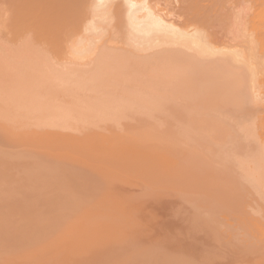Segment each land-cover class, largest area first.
I'll return each instance as SVG.
<instances>
[{"label":"rangeland","instance_id":"1","mask_svg":"<svg viewBox=\"0 0 264 264\" xmlns=\"http://www.w3.org/2000/svg\"><path fill=\"white\" fill-rule=\"evenodd\" d=\"M153 1L155 2L156 0H150L151 3H153ZM174 1H175V3H174ZM178 1H180V0H173V1L172 0L171 1H169V0H162L161 1L160 0V1H158V3L162 2V3H160L161 5H159L158 3H156L157 1L155 2L156 5L154 3L152 5L157 6L156 7L157 10H161L160 8L163 9V7H162L163 4L165 6L168 5L169 6L168 7V11H167V7H166V9L165 8L164 9L168 13H170V10H171V13L170 14L172 16L174 14L177 15V16H174V20H176L177 18L179 20V18L182 19L183 17L185 19V16H183V14L184 13L187 14L188 11H186V10H189V8H191V11H193V14L195 12L197 13V14L196 13L194 14L195 16L196 15H199V17H201L200 14H202L201 19L204 18V16H205L206 21L208 22V24L211 23L208 26L207 23L205 22V27H207V28L209 27V29L212 28V30L210 29L212 31V33H211L210 30L207 29L208 32H209V34L211 36L214 35L211 38H214L213 40L215 42L217 41L216 42L217 44L219 42V44H222L223 46L225 44L228 47H229V45L231 47V46H233L235 44L236 45L239 44L240 41L241 42L243 41L242 39L239 40L240 38H237V34H236L235 37L234 36L233 37L234 38H237L238 41L236 40L234 42L235 39H232L233 38L232 37V34L236 33L235 30H237V29H233L235 26L234 25H233L234 27L232 26V19H231L232 18V15L234 16L235 13H237L238 11L240 13L243 10V12H241V13L242 14L243 13L246 14L245 19H247V18H249L248 16L250 14L252 15V13H251L252 12V9H254V6H255L253 4V2H252V5H254L253 8H252L251 2L249 3L250 0L249 1L247 0V3H245L246 0L243 1L244 2L243 3L244 5L241 4V1L242 0H240V1L237 0L238 2H240L241 7H243L242 10H241V7L238 8L239 4H238V2L236 0H234V1L232 0L233 1L232 3H231V1H229V3H231L232 5L231 4L229 5V3H228V5L227 4H224V2L226 1L225 3H227L228 0H224V2L222 0H219V1H221V3L223 2L222 3L223 6L224 5L225 6L227 5L226 8H221L223 6L220 3L218 4L219 7H217L216 6L217 3L215 2L217 0H200V2L203 3V4L198 3L199 2L198 0H195L197 2H195L193 0V3L194 4H196V3L197 4H201L200 6H197L196 5L197 8H193V3H191V2H188L187 3L186 2L187 0H183V1L186 2L185 6L187 7L186 8L184 6L186 8V10H185L186 12H185L183 10V5H184L183 2L180 1V3H182L180 5V3ZM235 1L237 2L236 4H238V6H237L238 9H236L237 11L236 10H233L234 7H233V9L232 8L230 9L231 11H229L227 8H230V6L232 7L233 6V3H235ZM251 1H253V0H251ZM260 1H261L260 2L261 5L262 4L264 5V3H262L264 0L263 1L260 0ZM86 2H87V0H85L84 5H85V7L87 9L89 7L90 11L87 10L86 8H84L85 9L84 12H86V13L88 12L89 14L88 13L87 14L89 16L91 15L92 16V19L90 18L91 16L89 18H87L88 16L85 13L86 16L84 15V17H85V20L86 19L87 20L84 21V24L87 26V23L86 22H88V21L92 22V24H93V21L96 18V20H98V21L95 20L96 21L95 23L98 22L97 23V26H99L100 24L101 25L103 24V27H104V29L101 28L102 27L101 25H100V27H97V29L98 28H101L103 30V32L102 31L100 32V30L97 31V29H95L97 31V33H96V31H95V33H94V31H92L93 32L92 33V32H88V30H87V31H85V32H87L86 34H85V32H83L82 34H84V35L80 36V37H82L84 39H88L89 38V40H87V42L88 41H91V40H94L96 38L94 44L97 46V48H96V46H93L92 45L96 50L95 49L92 50V49H90V47L89 48L86 47L87 48L86 50L90 49L92 51V52H90V50H88L89 53L87 52V54L90 55L91 57H92V54H93L94 61H93L92 58H91L92 60L88 59L90 56L88 57V55H86V53H84L86 56L84 54H81V57H80L81 59L78 56L79 54L77 55L78 58H77L76 54H74V53H78V52H76L77 50L75 49L77 47L76 46L77 45L76 42H79L77 40H81V39H78L77 35H76V37H77L76 39L73 38L74 36L72 38H71V36H69L67 38V39H70L71 38L72 41L70 40L69 41L70 43L68 42V40H66V42L65 41L63 42L64 45H65V43L68 45L67 47L65 45L66 48L64 46L60 47V45H62V43H60V45H59L57 43L56 44H54V43L52 44L50 42H46V44H45V42H44V46L47 45V47H44L43 45H42L43 47H41V46H39L40 45L39 44L40 42L36 45V43L33 40H31V42H29V43H28V41L27 42H23L24 44L23 43L20 44V42H19V46H18L17 45L18 42H16V45H15V42L14 43L11 42V44H10L8 42H4V41L0 40V43L1 42H4V43L1 44L3 46L0 45V50H1V52H0V57H1L0 60L3 59L2 60L3 63L0 61V65L1 64L3 65V66L1 65L3 68L0 66V69H2L0 71V73H1L0 76L2 78V79L0 78V88H2V86L4 88L5 87L7 88V89L6 88L5 89L4 88L0 89V90H3V91H0V94H1V92H4V90L7 91L6 93H9V91L11 93L14 90L15 86H18L17 84L15 86L13 85V84H15V82H17V80H15V78L17 79V76H19V74L16 72V71H18V69H21L22 71L24 70L23 71L24 76L26 77V79H29L30 81H32L31 78L35 74H37L35 76L38 77V75H39L38 73H40V76L38 78L35 77L36 80L33 79L34 77L32 79L35 80V81L41 80V76H42V78L45 77L46 76L45 73L47 74L48 73L47 71H49V73L47 75L48 78L46 77L48 79V81H46L47 79L44 80L45 81L44 82V85H45L46 82H47V84L49 82L48 85L46 84V86L48 88L46 86H43V88H42V90L44 92L47 90V93H48L47 94V98L44 101H46V100L48 101V98H50V99L52 98L48 102L54 103V101L56 102L55 96L58 97L57 94H60V96L58 97L59 99L58 98L57 99L59 100V102L61 100V102H62V103L60 102L61 104H63V105L64 104H70L71 102L72 103H75V104L77 103L76 105L75 104H72V103L70 104V106L72 105V107H73V105H75V106L73 107L72 111L69 112V110H68L69 113L66 111L69 108L68 107L69 105H67V109L65 108L66 107L65 105L63 106L65 109H63V107H61V105H59L61 107L60 113H57V114H59L58 115L59 117L54 112H53V115L49 114V112H51V111H49V109L46 110V107H44V108L42 107V109H41L40 112H44L45 110L48 111V112L45 111L44 113L46 114L45 116H47L49 114L48 115V118L50 117V119L44 121V118L40 114V116L43 118V120H40L41 121V124H40V121H39L36 124L30 126L29 128L27 126L25 127L26 122L23 123L24 116L21 113L16 112V113H18V115L21 114L23 117L21 118L22 120H20V118H18V117H17V119L16 118L15 119L18 120V122L19 121L22 122L23 125H24V127L28 129V130L25 129L27 131L24 130V127H21V126H23V125H21L22 123L21 124L14 123L16 121L14 118H12L11 120H9V123L7 121L4 122L5 121L4 119L6 117L5 116L6 115V112H5L6 111V108H5L6 106L3 107V104H0V114H1L0 115V215H1V217L4 216V215L6 216L5 218L3 217V218L0 219L1 220L0 222H2V223H0V233H2V234L6 233V235H7V236H5L7 238V239H4L5 241L3 240V238H5L4 235H0V236H2V238H1L2 240H0V244L3 245L4 243H2V242H6L4 244V247L6 248V250H5V248L2 245H0V264H41V263H43V264L44 263L45 264H52L51 261H53L54 264H66V262L69 263V264H79V263L81 264V262H82V264H91V263L92 264H107L110 261L111 262L109 264H112V262H113V264H116L117 260H118L117 264H133V263H135V264L136 263L137 264H145V263L146 264H151V263L152 264H191V262H192V264H202L201 262H203V264L204 263L205 264H215L216 262H217L216 264H224V263L225 264H228V263L230 264L231 262H232L231 264H238V263L239 264H264V235H263L264 234V232H263V230H264L263 229L264 228V200L260 199L258 193H255V192H257L256 189L254 190L252 188V186H250L248 184L249 183V180L248 179L250 178V179L253 180L255 178L254 180H256V177H257L256 175H258L260 171L262 172V170H260V168H257L259 171L258 170L256 171V167H257V166H255L256 164L254 165L255 168L253 167V164H251V166L253 167V170H255V171L254 172H251V173H249V171H246V170H249L248 168L250 166V164H248L247 161L252 162L253 160H256L258 158L257 156H259V157H261V156L263 157L264 156V152H263L264 151V145H263V142H264V133H263L264 132V123H263L264 122V120H263L264 119V111H263L264 110V104H263L264 103V95L261 96V94H264V91H262V89L264 88V86H263L264 83H262V82L260 83V81L262 80V78H263V81H264V66H262V65H264V46H263L264 45V38H263L264 37V27H263L264 21H263V23H261L262 21L260 20V19H262V17L259 19L260 16L258 17V15H257V17H258V20L257 21H259V22L261 21L260 23H261V25L263 27V28L261 27L262 29L261 28L259 29V27L261 26L260 23L259 22H256V23L259 24V26L256 24L258 26V27L256 26V31L258 29V32H261V34H259L260 36L257 35L258 34L257 32H255V33H257V34H255V33H252L251 30H250V32L252 34V37L254 36L253 39L255 38L257 40L255 41L256 43L255 42H252V44H251V42H250V44H251L250 46H249V44H247V46H249V47H252L253 46V48H251L252 50L255 48L254 49L255 52H254V50H253V52L256 53L255 55H256L257 59L259 60L260 65H261V67H258L260 70L258 69L257 79H255L253 81V83L249 79L250 78L249 75L245 79H244V76L242 77L240 75L242 73H243L242 75H245L246 73L244 72V70L241 67L238 68L237 67L238 65H234V67L231 66V70L230 71H228L229 65L228 64L225 65L226 70L228 71V72H226L225 71V67H223V68L221 67L222 69L220 70L218 67H215V64L216 63H212V64L208 63L209 66L206 67V65H208V64H206V65H204L205 68H203V70L206 69V72H208V73H206V72L204 73V71L202 73H200L201 74V79H200L201 82L199 80H198V82H197V80L194 81V82H192V83L191 82H187L186 81V75H185V77L177 78L176 79V81H178L177 83L176 82H173V83L170 82V83L174 84V87H175V85L177 86L176 90L174 91V89H171V86L169 85L170 83H166L168 85L165 84L167 90H165L162 86L161 87L158 86L159 84H157V79H156L155 75H153V73H150L153 76H151L150 74L148 75V73H145L144 74V77H143L142 74L138 73V72L144 73L143 71H140V67H141L142 64L140 65L139 62L142 63V62L146 61L148 63V61H151L152 59L155 60L156 57L158 56L157 55L158 53H156L157 49L158 48H161V49H158V50L161 53H163L162 52V49H163L162 47L163 46L162 47H158L156 50H153L155 47H153V49L150 47V50L152 49L153 52H152V50L151 51H148L149 50L148 49L147 50L148 52L145 53L147 48H144V46L143 47L141 46V47H142V49H145V51L142 50L140 46H139L140 50H138L137 47L134 48L135 47L134 45L133 46L132 45H129L132 42L128 44V41L127 40L129 38H126L128 36L125 35V33H127L128 30L127 29L125 30V28H126L125 22L124 23L122 22L124 20V19L122 20L123 17H119L120 20H122L121 21L122 22L121 23V26L123 24L122 28L118 25L119 24L118 18L115 19L116 18V15H115V17H113L114 14L116 13L115 10H117V9H118L117 11L122 10V8L120 9V5H122L121 4L122 0H120V1L118 0V2H120L119 3L120 5H118L117 4L118 2L116 1L115 5H114V3H112L111 6H109L110 8H108V9H111L113 5L115 6V8L113 7L114 10L112 8V11H115L114 13L110 10V12H111L110 14L111 15L108 13V15H110V16H107L106 17V15L105 16L104 15L102 16V15L99 14L100 15V18H99V16L92 15V14H94L95 10L94 9H91L92 8V3L90 2V0L88 2L89 4L87 3L88 7L86 6ZM92 2H94V1H92ZM256 2L259 3V0L258 1L256 0ZM204 3H207L206 4L207 6L204 5ZM258 3H257V5H258ZM116 4H117V8H116ZM189 4L191 5V7H188ZM236 4H235V6H236ZM174 5L175 6L180 5L181 8H180V6H178L179 8L176 7V9H175ZM202 5H204L205 8H203ZM220 5H221V7H220ZM261 5L259 7L262 9V10L261 9L260 10L263 13L264 12L263 11L264 10V6L263 5L261 6ZM198 7H202V9L201 8H198ZM250 7L252 8L251 10H250ZM256 7H258V6H256ZM220 8H221V11L220 12H224V13H219L218 12L220 10ZM180 9H182V11ZM194 9H195V12H194ZM198 9H201L200 10L201 13L199 12ZM255 9L254 10L257 11V8H255ZM92 10H94V11H92ZM173 10H174V12L172 13ZM176 10L177 11L180 10L181 12L180 11L177 12ZM203 10L205 11V13L203 12ZM232 10L234 11V14L232 13L233 12ZM254 10H253L252 17L255 14L254 13ZM91 11H92V13H91ZM198 12H199V14H198ZM225 12L226 13L227 12H231V16L229 15L230 13L229 14H225ZM249 12H250V14H249ZM2 13H1L0 16L1 17L2 16L5 17L6 15H4ZM119 13H120V11H119ZM178 13H179V16H178ZM189 13H191V12H189ZM189 13L187 15L190 17L191 15ZM258 13L260 14L259 8H258ZM8 14H9V12H8ZM180 14L183 17H181ZM203 14H205V15L203 16ZM207 14L210 15V16L208 17ZM121 15H124V13L121 14ZM121 15H119V16H121ZM251 15H250V18H249L250 20H251ZM4 17L2 18L3 20H4ZM93 17H94V19H93ZM101 17H103V19H101ZM108 17H109V19L110 18L112 19V17H113V19L116 20L115 26L113 25L114 28H111L112 27L111 25L113 23H115L114 20L112 21L110 19L113 23L111 21H110L111 23H109V20L107 19ZM207 18L209 19V21L207 20ZM104 19H105V21H107V23L104 21ZM181 19H180V21H178V20L177 21L178 22H181V21L184 22V20L183 19L181 20ZM249 19H247V21ZM100 20H101V23L99 22ZM186 20H188V19H185V21ZM250 20H249V22H250ZM263 20H264V16H263ZM1 22H3V21H1ZM90 22H88L89 25L91 24ZM218 22H219V26H217L218 25ZM3 23H5V21ZM220 23H223V26H221ZM106 24H107V26H106ZM248 25L251 26L252 24H248ZM240 27H239L238 30H240ZM84 28L85 27H83V31H84ZM115 28H119V29H121V30H123L125 32H121L120 33L121 30L118 32V29H117V32H114L113 33V30ZM223 28L226 30V32H224L225 30ZM228 28L232 32L234 31V33H232L231 31H228ZM2 29L3 30H5V29L7 30L6 27H5V29L4 28H2ZM2 29H0V32L6 33ZM106 29L109 30V31H107ZM242 29H243V27L241 28V30ZM227 31L228 32H231V33H228ZM106 32H108L107 33L108 34L107 36H105L106 35ZM7 33H6V35H7ZM99 33H101V37L103 36L102 38L100 37V34ZM237 33H240V32L238 31ZM2 34H0V36ZM95 34H97V35L99 34V36H98L99 38L97 36L96 37H93L92 36V35L95 36ZM227 34H229V35H227ZM251 34H250V36L248 35L249 38L251 37ZM123 35L126 36V37H124ZM222 35H224V36H222ZM3 36H4V34H3ZM3 36H1V38ZM25 36H26V38H30V37H27L28 35H24L23 36V39H25ZM83 36H85L86 38L83 37ZM116 36H118V37H121L122 36V39H119ZM103 38H105L106 40H104ZM116 38L119 41H117ZM249 38H248V41H249ZM102 39H103V42H102ZM113 39H116V42H118V43L121 42V43H119V45L121 46V48L119 47V45L118 46L115 45V46H117V49L116 50H118V51L114 50L116 47L113 44H116V43H113V44H110L109 43L107 45L108 41L111 42V40H113ZM124 39H125V41H124ZM98 40H100V41H98ZM245 40L247 41V37L245 38ZM5 41H7V40H5ZM96 41H98L99 43H97ZM105 41H107V43ZM112 42H115V40L112 41ZM231 42L233 43V45H232ZM5 43H7L8 45L10 44V46H8ZM25 43H27V44H25ZM31 43H33V44H31ZM49 43L52 44V45L48 46ZM101 43H103V44H101ZM12 44L14 45V47H16V46H18V47L14 48ZM42 44H43V42H42ZM91 44H93V43H91ZM98 44H100L101 47H99L100 45H98ZM23 45L26 46V47H24ZM55 45H57V46H55ZM109 45L110 46L112 45L113 46V49ZM244 45H246V44H244ZM130 46H131V48H130ZM8 47L11 48V50ZM49 47H52L53 49L52 48H49ZM122 47H124V48H122ZM127 47L129 49H131V51H129V49ZM259 47L263 48L262 49L263 51L259 52L261 50ZM20 48L22 50H20ZM77 48L80 50L79 47H77ZM109 49H111V50H109ZM133 49L135 51H137V53H134V50ZM7 50H9V51H7ZM33 50H34V53H33ZM71 50H73V52L74 51L75 52L73 53ZM104 50L105 51H108V53H106ZM164 50H166V47L164 48ZM30 51H31V53H29ZM94 51H95L96 54L93 53ZM103 51L105 52V54L112 55L111 56V59H113V57L115 58V56L117 57V55L120 54V53L122 55L124 54L125 55V56L123 55L124 57H127L128 56L129 58L128 57L127 58L129 59V61L131 59V62L135 58L137 60V62L139 63V65L136 64L137 62H135V59H134L133 60L134 62H132V63H135V65H131L130 64V66L131 67L133 66L132 69H135L136 70V72H135L136 75L135 74H133V75L131 74L132 76L130 75L131 76L130 77L129 74L127 76V75H124V74H121L120 73V76L122 75V77H119L118 78V80H119L118 83L120 84V86L118 84V85H115V87H114V84L112 86V82H108L107 84H110L111 83L110 85L112 86V88H111L110 85H107L106 84V86L108 88L109 87L111 88V89L109 88V90H108V88L105 85H103L105 88L104 87L101 88L100 87L101 85L100 86H97L93 81H95V76L96 75H100V74L103 75L102 71H104V69H103V66L104 65H102V64L105 63L107 61V59H108V61H107L108 63L106 62L107 64H115V65H112L113 68H112L111 65H109V66H111V67H109L107 64H105L106 65L105 74H106L108 72L107 71V67L111 68V71L112 70L114 71L115 70L114 68L117 66V63L119 62V61H116L114 59L116 61V63H115V61H113V63H111L112 61L111 62L109 61L110 56L108 58H106V55L104 53H103V56H105V57L102 56V52ZM68 52L70 54H68ZM115 52H117V53H115ZM131 52H132V54H131ZM127 53L129 55H127ZM138 53L140 55H138ZM150 53H152V54L155 53L157 56L155 55L156 57H154V55H152V54L150 55ZM30 54H31V57L32 58L30 57ZM115 54H117V55H115ZM133 54L134 55H137V56H134V58H133V56H132ZM141 54L142 55L144 54V55L142 56ZM259 54H261V55H259ZM1 55H3V56H1ZM82 55L85 56V57H83ZM130 55H131V57H130ZM162 55L160 54V57ZM43 56L44 57L46 56V57L44 58ZM144 56H145V58L143 60V57ZM150 56H152V59L150 58ZM5 57H6V59H9V61L11 63L14 62L12 60L14 57H16L17 60H19L20 58L21 59H24V61H22V68H19L18 67L16 69V71H14L12 69H8L9 68V63H4ZM86 57H87V60H86ZM51 58H53L52 59L53 61L51 60ZM70 58L74 59L75 61L73 62V60L70 59ZM82 58L86 62H84V60H82ZM101 58H102V60H104L103 62H101L102 61ZM158 58H159V56H158ZM117 59H119V58H117ZM140 59L142 61H138ZM80 60L83 61V62H80ZM120 60H123V59L120 58ZM76 61H79V63L78 62L76 63ZM67 62H68L69 65L71 64V62H73V63L69 66L68 64H66ZM74 64H76V65H74ZM77 64L79 65L78 67H76ZM144 64L145 63H143L142 66H144ZM192 64H194V63L192 62ZM192 64H190V66H193ZM196 64L197 63H195V65ZM39 65H41V67ZM51 65H52V67H51ZM57 65H58V67H55ZM64 65L66 66V68H64L65 67ZM211 65H212V69H211ZM32 66H33L34 69L32 68ZM91 66H92V68H91ZM121 66H123V63H122ZM235 66H236V68H235ZM67 67H69V69ZM79 67L81 69L80 72H79ZM81 67L83 69L86 67V70L87 71L85 69L83 70ZM94 67H95V69H101L102 68L103 70L102 71L101 70L100 71L99 70H95V74L96 75H91V74H94V73H91V70H94ZM35 68H36V70H35ZM44 68H46L45 71H44ZM119 68H121V67H119ZM215 68L217 70H214ZM233 68H235V69H233ZM31 69L35 73L30 72ZM88 69H90V72H89ZM137 69H139V70H137ZM141 69L143 70L144 67L141 68ZM68 70L71 73H69ZM74 70L75 71L77 70V71L75 72ZM108 70L110 72V69H108ZM116 70L119 71L118 70V66H117ZM232 70H233V72H232ZM97 71H99L100 73L97 72ZM201 71H202V69L200 70V72ZM216 71L217 72L220 71V72L217 73ZM29 72H30V74H29ZM145 72H146V70H145ZM15 73H17V74H15ZM115 73H116V71H114V74ZM211 73L213 74V76L211 75ZM51 74L53 75L52 77H50ZM59 74L69 75V76H73V77H75V75H81L80 77H85L86 80H88V81L90 80L89 81V84L93 80L92 82L95 84L94 85V84L91 83L92 84L91 85V88L93 87V89L88 88L89 89V92L91 94L87 90V91L83 92V95H85V97L87 98L85 102H87L89 100V102L91 101L92 104L95 103V105H96L97 108L95 106H93L91 104V102L88 103V104H91L92 106L91 107H89V106L86 107L85 105H87V104H84L85 102L78 101V100H81V99L83 100L85 98V97H83L81 95L82 93H79L78 92L79 95L82 96L83 98H81V97H79V96H77L75 94V92H76L77 89L74 90V87H77L78 85L72 83L73 86H74V87L72 86L74 91L71 92V94H70V90L72 88L71 89L69 88V87H71V85H69V87H68L69 90L66 91L67 90L66 84H70V83H67L66 81H64V82H66V84H64V82H63V84L59 85V86H62V85L65 86V88H66L65 91H66V93H69V96L64 92V89L65 88L63 89V86L61 88L62 90L60 89V87L58 86V84H57V87H56L57 81L54 78L57 77V76H59ZM117 74L119 76V73H117ZM203 74H204V76H203ZM209 74L215 80H212V81H209L208 82V80L210 78L213 79L212 77L209 78L208 76H206V78H205V75H209ZM30 75H31V78H30ZM227 75H228V77H227ZM5 76H7L8 78L5 77ZM137 76L139 78H137ZM147 76H149V77L151 76L150 78H151V80H153L151 84L149 83L150 79ZM235 76H237V77H235ZM10 77H12V78L10 79ZM13 77H15V78H13ZM87 77H88V79H87ZM146 77H147V79H146ZM202 77L205 78L206 80L203 79V81H202ZM140 78H142L143 81L146 80L147 83H148L147 85H150L149 87L146 85V87H148L149 89H147L146 87L143 88V89L147 90L146 91V94L147 95H144V94L139 93L138 90L136 89L139 85H137V87H135V85H134V84H137V83H141L142 80H140ZM154 79H155L156 83H155ZM240 79H244V80H240ZM246 79H248V81L250 80L249 83H248V81ZM259 79H260V81H259ZM10 80L12 81L13 84L11 83ZM51 80L54 81V82H51ZM181 80L182 81L184 80V82H182ZM238 80H240V81H238ZM9 81H10L11 85H10ZM96 81L99 82L98 79ZM125 81H127V82L129 81L128 85L129 86L132 85L133 87L130 86L131 88H129V86L125 84L126 83ZM133 81H134V84H133ZM180 81H181V83H180ZM215 81H216V83H215ZM256 81L257 82L259 81L258 83L262 87L261 86L260 87H257L259 84ZM50 82H51L52 85L54 84L53 87L50 84ZM102 82H104V81H102ZM186 82H187V85H185ZM202 82L205 85V88H204V85H201V86L199 85ZM205 82H207L206 83L207 85L205 84ZM243 82L248 83V85L245 86L247 89H245V87H243V85H244ZM255 82L257 84H255ZM5 83L8 84V85H10V86H7ZM197 83H199V84L198 85H194V84H197ZM218 83H220V84H218ZM225 83H229V84L227 85ZM121 84H122V87H121ZM181 84H182V88L179 87V86H181ZM12 85H13V89L11 88ZM184 85L187 88H189V86L190 87L194 86V87H192L193 89L190 88V90L192 89L191 91L188 90L187 94L192 95V92L193 91H196V93H198V92H200L198 90H201L202 89L201 90V93H200L201 95H199V93H198V95L197 94L196 95L193 94L194 96H196L198 98L197 99L194 98L195 101L194 100L191 101V98L193 97L192 96L190 98V100H188V98L190 96L188 97L186 94L183 95L184 92L186 93L185 90H187V88ZM254 85H257V86H254ZM155 86H157V87H155ZM197 86H198V89H197ZM199 86L201 87V89H200ZM45 87H46V90H44ZM50 87H52V88H50ZM97 87H100V88H97ZM113 87H114V89L117 88L118 90H119L118 87H120V90H119L120 93H119V91L117 89H115L116 90L115 92L117 93V91H118V93H119V94L117 93V95H116V93L113 92L114 91ZM126 87H127V89H126ZM153 87H154V89L157 88L158 91L157 90L156 91L153 90ZM183 87H185L184 88L185 90L179 91V89H183ZM218 87H219V89L217 90ZM252 87H253V89H252ZM55 88H57V92L58 93L56 91H54ZM133 88L136 89V90H133ZM213 88H215V89H213ZM259 88H260L261 91L260 90L257 91V89H259ZM90 89L93 90V91L91 92ZM112 89H113V91H112ZM244 89H245V91H244ZM15 90H18V87H16ZM101 90H102V92H99V93H103L101 95L102 96H105V97L99 98L101 95L99 97L97 95H99L98 94V91H101ZM125 90L127 91L128 94H126V91ZM232 90H234V91H232ZM110 91H112L113 93L110 92ZM121 91H123V92L121 93ZM177 91H178V94L179 95H183L184 96V97H181V96L178 97L179 98V101L177 100L178 98L175 97V95L176 96H179V95L176 94ZM15 92L16 91H14L13 94ZM44 92H42V93H44ZM51 92L54 93V94L56 92L57 94H55V96H53V94ZM86 92H88V93H86ZM156 92H157V95L158 96L155 94ZM161 92H164L163 95L166 94V95H164L165 96V102L164 103H166V106H165V104L163 105L165 108L163 107V109H161V111H162V113L160 114L161 116L158 115V117H157L159 119H157V118L154 119V116L155 115L154 116L151 115L152 110L149 109V108H147L148 105L146 106V104H147V101L146 100L147 99H159L160 96L161 97L163 96ZM180 92H181V94H180ZM207 92H209V93H207ZM10 93L9 94H5L4 93V97H3V93H2V97L3 98H6L5 96L8 97L9 95L12 94V93L11 94ZM93 93H94V95L92 96ZM123 93H124V95H121ZM167 93L168 94L169 93H172V94L175 93V95L173 94L175 98H173V96H172V99L168 98L169 95L171 97V94H169L167 96ZM193 93H195V92H193ZM259 93H260V95H259ZM49 94L51 95V97L49 96ZM138 94H139V96H138ZM154 94L156 96H154ZM238 94H240V96ZM256 94H257V96H256ZM26 95H28V93ZM66 95L68 96L67 97L68 99L66 98ZM125 95H126V97H125ZM131 95H134V96H131ZM232 95H234V96L232 97ZM44 96L46 97V94ZM52 96L54 97V99H53ZM123 96L125 97V99L127 98V100L128 99H130V100L132 99L133 101L132 100L131 101L133 103H130V100H128V101L125 100ZM186 96L188 97L187 99L185 98ZM237 96H239V97H237ZM45 97H43V98H45ZM240 97H241V99H240ZM252 97H254L255 99L252 98ZM75 98H78V100H75ZM97 98H99V99H97ZM120 98L122 99V103H121V99ZM199 98H200V100L202 102L199 100ZM235 98H237V100ZM173 99H174V102L177 101V104L180 105L179 111H177V109H175L176 107L174 108V106H175L174 104H176V103L173 102ZM67 100H69V102ZM72 100H74V102ZM97 100H98V103L96 104V101ZM100 100H101V103H100ZM116 100H118V101H116ZM167 100H168V102H167ZM253 100H255V101H253ZM260 100H263V101H260ZM125 101H127V102H125ZM144 101L146 102V104L145 105H142V103H144ZM189 101H191V103L194 102V103H192L193 108H195V107L198 106L199 109H202V110H199V109L194 110V112L196 111L195 112L196 114L198 113L197 115H199V113H201V112L202 113L204 112V114L201 113L200 116H197L196 115V117H195V113L193 111H192L193 112L192 113V112H189V110L187 109L188 112H189V113H187L186 112L187 110L186 109L185 110L183 109V111L186 112V114L184 113V117H186L185 118L186 121L184 123L183 121L185 119H184V117L182 115L183 114V111L181 109L184 108L183 106H186V105H187L186 108H188L189 105L191 104ZM196 101H197V103H195ZM256 101H258V102H256ZM102 102H103V104H102ZM187 102L190 103V104L188 105ZM99 103H100L101 106H99ZM169 103H171V104H169ZM198 103H199V105H198ZM205 103H206V105H205ZM56 104H57V102H56ZM129 104L132 107L131 110H130L132 113L129 111L131 114L129 112H126L125 111L127 109V107H130ZM258 104H260V105H258ZM168 105H169V107H168ZM192 105H190V106L192 107ZM227 105H229V107H226ZM77 106H79L78 107L79 109L81 108V111L76 108ZM82 107L84 109L87 108L86 111L84 109L82 110ZM111 107H113V108H111ZM167 107L170 108L171 111H172V109H174L172 111V113L174 114L173 116L171 115V113L170 114L169 113H166L168 111V108ZM191 107H190V109H191ZM253 107H254V109H253ZM2 108H3V110L5 109V111H3ZM107 108H109V110ZM120 108L121 109L123 108V109L120 110ZM124 108H125V110H124ZM145 108L147 110H145ZM166 108H167V110H164ZM193 108H192V110H193ZM250 108H252V110ZM43 109H45V110H43ZM93 109H94V112H92ZM203 109H204V111H203ZM246 109H248V110H246ZM73 110H79L80 112L77 111L76 112V116H75V112ZM113 110H115V111H113ZM148 110L150 111V114L148 113L149 112ZM254 110H256L257 112L254 111ZM90 111H91V113H90ZM100 111H102V112H100ZM163 111L165 113H163ZM180 111H182V112H180ZM197 111H199V112H197ZM248 111H250V112H248ZM4 112H5V114L3 115ZM81 112H83V113H81ZM86 112L89 113V114H86ZM95 112H97V114ZM143 112L145 113V116H144V113ZM92 113H93V115H92ZM177 113H179V114H177ZM258 113H260V114H258ZM54 114H55V116H54ZM63 114H65L66 116L71 117V118H68V117H66ZM187 114H190L191 115L190 119L188 117L189 115L186 116ZM239 114H241V115H239ZM256 114H258V115H256ZM15 115L17 116V114H15ZM124 115H126L125 116L126 119H125ZM128 115H129V117H128ZM131 115H133V116H131ZM175 115L179 118L180 121L178 120L177 117H175ZM231 115H232V117H231ZM162 116L163 117H166L167 116L168 119L167 118L164 119ZM168 116H172L174 118L171 119V117H168ZM233 116H235V117H233ZM244 116H245V118H244ZM63 117H65L64 118L65 120L64 119H61ZM226 117L228 118L227 120H226ZM229 117H231L230 120L232 119L233 121H234L233 118H235V121L234 122H236V125H235L234 122L233 123L231 122L232 120L231 121L229 120ZM239 117L240 118L242 117L241 119H242L243 123H244V121L247 122V127H248V124H249V127L248 128H249V130L251 129L250 131L252 133L248 130L246 136H245V133L246 132L243 133L244 136H241L242 135L241 134L242 132L240 131L241 132L240 133L238 130H236V127L235 126H237V128H239L238 126L240 125V122H241V119ZM52 118H53V120H51ZM135 118H137L136 121H135ZM176 118H177V120H176ZM181 118H183V121H182ZM250 118L253 119L251 122H250V120H251ZM81 119H82V121H81ZM110 119L113 120V121H111ZM170 119L172 121L175 119L174 121L175 122L177 121V124H179L182 121L183 123H180L181 125H178V126H182V124H184V126H182L183 127V130H182L183 132L181 131V129H182L181 127H180L181 129L179 127H176L175 128L174 126H176L177 124L174 123V122H172ZM12 120H13V122H12ZM99 120H101V121H99ZM257 120H259V121H257ZM10 121H11V123H10ZM151 121H152V123L153 122H156L157 124L163 123V126L160 127V128L159 127H155V126H159V125H157L156 123H155L156 125L154 123L151 124ZM42 122H43V124H42ZM63 122L66 123V124H62ZM88 122H90V123H88ZM207 122H209V123H207ZM51 123H52V126H51ZM58 123H61V124H58ZM241 124H242V122H241ZM254 124H256L258 126V130H257V128L252 129L253 128L252 126H254V127L256 126ZM35 125H36V128H35ZM46 125H47V127H46ZM37 126H38V128L41 126V128H39V130H37L38 129ZM44 126H45V128H44ZM63 126H64V128H63ZM227 126H228V128H227ZM87 128H88V130H87ZM90 128H91V130H90ZM234 128H235V130L233 131ZM29 130H31V131H29ZM231 130L233 131V133H232ZM76 131H78V132H76ZM236 131H238L239 134ZM79 132H80V134H79ZM82 132H83V134H82ZM260 134H261V136H260V139H259V138H257V135L259 137ZM229 136H231V138ZM233 136L234 137L236 136V137L233 138ZM67 137H68V139H67ZM189 137H190V139H189ZM245 138H247L246 141H245ZM194 142H195V144H194ZM249 151H251V152H249ZM260 152H262L261 155H259ZM236 160H238V161H236ZM22 162H23V164H22ZM60 165H61V167H60ZM62 169H64V170H62ZM238 169H240V170H238ZM242 169L245 170V172ZM7 171H9V172H7ZM11 171L13 172V174H15L13 177L16 180V182H13V180H12L13 179L12 178V175L13 174L11 173ZM241 171H243V172H241ZM5 172L8 174V176H7V174ZM241 173L242 174L245 173V174L242 175ZM98 174H100V175H98ZM175 174H176V176H174ZM177 174H178V177H177ZM246 174H248V175L245 176ZM16 176L19 177V179ZM71 176H73V178ZM80 176H81V178L82 177L83 178L81 179ZM254 176H256V177H254ZM74 177H76V178H74ZM92 177H93V179H95V181H93ZM9 178L10 179L12 178V179L10 180ZM22 178H23V180H22ZM166 178L169 179V180L167 181ZM246 178H247V180H246ZM64 179L66 180L65 182L62 181ZM68 179L69 180L71 179L70 180V183H69V180ZM73 179L75 180V182H76L77 179H80L81 181L80 180H77V182L80 181L82 183L78 182V184L80 183V185H78L77 182H76V184H77V186H76V184L74 182H72ZM83 179H85V180L82 181ZM193 179H194V182H193ZM17 180H21V183L22 184L21 183L20 184L17 183ZM67 180H68V183H67L68 186H67V184H65L67 182ZM182 180H184V182ZM148 181H149V183H148ZM169 181H170V183H169ZM18 182H20V181H18ZM52 182H56V184H53ZM92 182H94V183H92ZM61 183L62 184L64 183L63 184L64 186ZM83 183H84V185H81ZM23 184L24 185L27 184L28 186L26 185V187H22ZM103 184H104V186H103ZM20 185H22V186H20ZM90 185H93V186H90ZM117 185H120L119 186L120 189L117 187ZM18 186H20V187H18ZM59 186H60L61 189L59 188ZM62 186H63V189H62ZM88 186H90L91 188L92 187L95 188L94 190L95 191H98L99 193H101L102 196H103V193H105V194L107 193L108 201L105 203V201L103 199L104 197L101 198L102 196L100 194H98L97 192L93 191V188L90 189V187H88ZM9 187L10 188L12 187V188L9 189ZM103 187L104 188L106 187L105 188L106 190L109 189V187L110 188L112 187V188L109 189L110 192H109V190H107L109 192L108 193V192H105L106 190L103 189ZM122 187H123L124 190L122 189ZM156 187H158V188H156ZM21 188H23V189H21ZM84 188H86V189L89 188L91 190L89 193H87V196H86L85 192H82L81 193V191H84L85 190ZM97 188H98V190H96ZM8 189L11 192L8 191ZM89 189L87 191L86 190L85 191L88 192ZM101 189H103V190H101ZM112 189H113V193H112ZM26 190H28L29 192L26 191ZM60 190H63V191H61L60 194L64 198L62 196L60 197V194L57 193V192H60ZM65 190L66 191L68 190L67 194L71 190L72 191L74 190V192H73L74 194L72 193V196L70 195V198L71 199H69V200L67 199V198H69V196L66 198L67 195L65 196V193H66ZM21 191H22V194L23 193L25 194L24 196H22V194L20 193ZM25 191H26V193H25ZM92 191L94 193H96V194L99 195V198H101V200H100L101 202H99V198L97 197L98 195L95 196V194H93V193L91 194ZM237 191H238V193H237ZM4 192H6V193H4ZM8 192H10V193H8ZM52 192H53V194L56 193L57 195L55 194V196H54L52 194ZM76 192H78V194H76ZM117 192L120 193V194H118ZM16 193H18V194H16ZM160 193H162V194H160ZM12 194H14V196L16 194V196L18 195L19 197H22V198H19L18 196L15 197V198H17V202H16V200H15V198H14V196ZM26 194H27V196H26ZM155 194H156V196H155ZM83 195H85V196H83ZM91 195H93V196H91ZM108 195L110 197L116 195V197L115 198L114 197L109 198ZM11 196L14 198V200H13V198L11 200H9ZM88 196H91V197L87 198ZM94 196L96 198H94ZM59 197L60 198H63L65 202H68V201L69 202L68 203H65L64 201H62L63 199L58 201ZM92 197H93V199H95L96 202L93 201V199H91ZM150 197H151L152 200L150 199ZM153 197L156 199V201H155V199H153ZM23 198H24V200H23ZM65 198L67 199V201L65 200ZM81 198L86 199L87 202H86V200L81 199ZM120 198H123V200L120 199ZM26 199H28V200H26ZM142 199L144 201H146L145 202V207H144V204H143L144 202H143ZM160 199H161V201L159 202ZM3 200L4 201L7 200V202L4 203ZM29 200H31V201L30 202H27ZM70 200H72V202ZM83 200H84V202H83ZM110 200H111V204H109L110 203ZM112 200H114V201L112 202ZM9 201H10V203H9ZM22 201H24V203H22ZM35 201L36 202H39V201L42 202V201H44L43 203H41V202L40 203L45 205V206H43V205L42 206H43V208H45L44 210H46V211L43 212L42 206L38 203V205H40V208H41L40 211H39L38 210L39 207L37 208L35 206V205H37V203ZM152 201L153 202L155 201V202L153 203ZM18 202H19V205H17ZM20 202H21V204H20ZM25 202H27V207H25L26 206V203ZM102 202L104 203V205L106 207L103 206V203ZM116 202H118V203L120 202V203L117 205ZM127 202H129V204H131V206ZM140 202H142V203H140ZM156 202H157V204L155 205ZM184 202H186V203H184ZM1 203H3V204H1ZM6 203L8 205H6ZM29 203L31 205H29ZM33 203H35V204L33 205ZM59 203L61 204L62 207L59 206L60 205ZM147 203H149V204H147ZM240 203H242V204H240ZM15 204H16V206H15ZM24 204H25V206H22ZM47 204H49V205L51 204V206L48 207ZM55 204H56L57 207L55 206V208H53V206ZM124 204H126V206ZM139 204H141L144 209L141 207V210H140V207H138V206H141V205H139ZM11 205H12V207L14 206V209L13 208L10 209ZM92 205H94V206H92ZM107 205H109L110 207H111V205H113L112 209H115V210H112ZM128 205H129V207H131V210H132V212H131L130 208L128 207V210H129L128 213H130V215L127 212H125V211H127L126 208H127ZM134 205L135 206L137 205L136 206L137 208L134 207ZM146 205H148V206H146ZM177 206H178V208H177ZM180 206H181V208H180ZM184 206H185V208H184ZM22 207H24L25 209L28 208L27 210H30V208H31L33 211L36 208V210L33 212V214H32L31 211L30 212L28 211L30 213V214L28 213V215H31L30 217H32L31 220H29L30 219L29 216L26 217L27 210H26V213H25V209L22 208ZM46 207H48L49 209L48 208L46 209ZM71 207H73V208H71ZM88 207H91V208H89L90 210L87 209ZM122 207H124V208H122ZM3 208H5V209H3ZM16 208L19 210V213H18V210H16ZM83 208L87 209L86 210V213L88 211L90 212L89 213L90 216H88L90 221H92L93 218L94 219H97L98 218V220L92 221L93 222L92 223V227H90L91 226L90 225L91 222L88 219H87L88 220V223L85 222V221H87L86 219L84 221V219L82 218L83 220H81L80 217H79L80 220L83 221V222H80V220L78 221L79 218L78 219H75L78 216L77 214H80L81 213L79 211L83 210ZM105 208H106V211H105ZM119 208H120V210H119ZM68 209H70V211ZM124 209H126V210H124ZM173 209H176V211L173 210ZM8 210H10V211H8ZM23 210H24V212H23ZM108 210H109L110 213H111V211H115L116 216L120 214L119 211H121V214L120 215H122L123 213H127L126 217H123V215L122 216L119 215V217L120 218H123L122 220L125 222V225H124V222H122L123 223L122 224V228L124 230L121 229V226H119V223L121 224V222L119 221L120 219L118 220V218H119L118 216L116 217L117 220H116V223H115V221H114L115 215H113L114 213L113 214L111 213L109 215V217L111 218L110 221H112V218H113V222H110V225H109V223H107L108 225L105 224L106 223L105 222V218H106V220L108 219L107 218L108 215H106L107 214L106 212H108ZM133 210H134V212H133ZM142 210H146V211H142ZM96 211H99V212H96ZM116 211H118V212H116ZM139 211H141L140 212L141 214H139ZM159 211H160V213H159ZM172 211H173V213H172ZM180 211H182V212H180ZM38 212H40V213H38ZM72 212L73 213L75 212V214L76 213L77 214L74 215ZM91 212L98 213L97 215L100 217V219H103L102 217L105 216L104 217V221L102 220L100 222L99 217H95L96 214H94V213L91 214ZM145 212H146V214H145ZM174 212H176V213H174ZM178 212H180L181 214L178 213ZM189 212L192 215L188 214ZM35 213H38V214H35ZM46 213H47V216H46ZM83 213L85 214V210H84V212H82V214H81L82 216L81 217L86 218L87 215H88V213L86 215H84V216H83ZM131 213H133V214H131ZM142 213H144V214H142ZM217 213H218V215H217ZM39 214L41 215L40 217H42V218H43V216H46V217L43 218V221L40 219V223L38 222L39 221V219H38L37 222L39 223V225H37L38 223L35 222L36 221L35 220L36 219L35 215L36 216L38 215V217H39ZM42 214H43V216H42ZM69 214H71V215H69ZM93 214L95 216H91ZM134 214H135V216H133ZM173 214H174V216H173ZM177 214L182 215V216H179L178 215L179 216L178 217ZM22 215H25V216H22ZM32 215H34V216H32ZM175 215H176V217H175ZM131 216H132V218H131ZM136 216H137V218H136ZM33 217H34V219H33ZM71 217L72 218L75 217L74 220L71 219ZM90 217H93L92 220L90 219ZM127 217H128V219H126ZM187 217H188V219H187ZM192 217H194V218H192ZM138 218H139V220H138ZM3 219H6L7 221L9 220L10 222H12L11 223L12 226H11L10 223L7 225L6 223H8V222H5V220H3ZM44 219L49 220V223H47L48 221L47 220H44ZM60 219H62V220H60ZM157 219H158V221H157ZM132 220H133V222H132ZM149 220H150V222H149ZM180 220H181V222H180ZM225 220H226V222H225ZM229 220H230V222H229ZM29 221L30 222H33L34 224L36 223V224L35 225L33 223L31 224ZM95 221H98V224H97V222L95 223ZM126 221H127V223H129V222L131 223L132 222V224H129V226H128V224L126 223ZM153 221H156V222H153ZM42 222H44V225L43 226L41 224ZM45 222H46V224H45ZM60 222H61V224H59ZM64 222H66V223H64ZM107 222H109V219L107 220ZM4 223L6 224L7 227L5 225H3ZM62 223H64L65 225L62 224ZM70 224H72V226H70ZM77 224L79 226L76 227ZM81 224H82V227H83V229L85 231L88 230L87 232H85L82 229V227L80 226ZM114 224H115V226L113 227L112 225H114ZM172 224H174V225H172ZM195 224H196V226H194ZM57 225H59L60 227L57 226ZM63 225H64V227H63ZM186 225H188V226H186ZM45 226H46V228H44ZM73 226H75V227H73ZM124 226H126V228H124ZM127 226H128V229H127ZM36 227H38V228H36ZM39 227L40 228L43 227V229L42 228L39 229ZM65 227H66V230L68 232L67 234L70 233L69 236L66 235V234H64L66 232L65 230L64 231L62 230L63 232H61V230H60L61 234L63 233L62 234L63 236L59 233V230H58V233L60 235L59 234H57V235L54 234V233H57V229H65ZM135 227H137V228L135 229ZM168 227H170V228H168ZM193 227H194V229H193ZM11 228H12V230H11ZM24 228H26V229H24ZM35 228L38 230V232H37V234L39 233L38 237H36V235H34V234H36V230H35L34 233L29 232V233H31L33 235L32 236L31 235H28V238L27 239H29V243L28 244L25 243L26 245L24 247V244L21 243V240H20L21 238H23L22 237V232L24 234L26 232V230L34 231ZM258 228H261V229L258 230ZM52 229H53V232H52L53 234L50 233V231ZM78 229H79V232H77V235H75V236L73 235V236L75 237V239L77 238L76 236H78V237L79 236H82V237L77 238L78 240L76 239V241H75L74 237L71 236V234H74L75 232L73 233L71 231H73V230L74 231L75 230L78 231ZM118 229H120L121 231L118 230ZM5 230H6V232H5ZM13 230H15L16 233ZM103 230H104V232H103ZM113 230H114V232H113ZM169 230H171V231H169ZM17 231H19V233ZM148 231H151V232H148ZM11 232H12V234H11ZM120 232H122L123 234L120 233ZM78 233L79 234L81 233V234L79 235ZM87 234H88L89 237L87 236ZM182 234H183V236H182ZM12 235H13V237H12ZM19 235H20V237H19ZM58 235L60 236V239H59V236ZM83 235H86L87 237L86 236H83ZM127 235H129L130 237L127 236ZM29 236H30V238H29ZM53 236H55V237H53ZM56 236H57V239H56ZM90 236H92V238H90ZM186 236H188V237H186ZM26 237H27V235H26ZM26 237L22 239V242H24L26 240ZM31 237H33V238H31ZM34 237H36L37 239L39 237H40L39 239H41V237L43 238V242H41L42 243V248L44 247L43 249L41 248V245H38L40 243L39 240H37ZM85 237H86V239H88V238H90V239L86 240ZM61 238L64 240V243H63V240ZM81 238H83V239H81ZM93 238H95L96 241H94ZM107 238H108V240H107ZM35 239L39 243L38 242L36 243L35 242ZM51 239H54V242ZM100 239H101V241H100ZM126 239H128V240H126ZM50 240L52 241L51 244L49 243ZM59 240H61V241H59ZM84 240H85V243H84ZM15 241H16V243H15ZM71 241L74 242V243H72ZM109 241L112 242V243H110ZM242 241H243V243H242ZM33 242H35L38 246H40L39 248H41L42 251L38 247L35 248L37 245L35 244V246H33L34 245ZM68 242H71V243H68ZM96 242H98V243H96ZM211 242H212V244H211ZM30 243H32L33 245H30ZM43 243H45V245L47 247ZM48 243L50 244L49 247H48ZM53 243H54V245L55 244L56 245L54 246ZM81 243H83V244H81ZM62 244H64V245L63 246H58V248H57V245H62ZM69 244L70 245L73 244V246L68 247ZM214 244H216V245L214 246ZM78 245H80V246H78ZM106 245H107V247H106ZM2 247H3V249H2ZM63 247H64L65 250L67 249L66 250L67 253L65 251H63L64 250ZM81 247H82V249H81ZM93 247L96 248V249H94ZM98 247H99V249H98ZM114 247H116V248L114 249ZM152 247H153V249H152ZM26 248H27V250L30 249L31 253H30V251H28V253H27ZM100 248H101V250H100ZM140 248H142V249H140ZM237 248H238L239 251L237 250ZM69 249H71V250L68 251ZM72 250H74V251H72ZM89 250L90 251L92 250V251L90 252ZM95 250L96 251L99 250V251L96 252ZM123 250H124V252H123ZM212 250H214V251H212ZM226 250H227V252H226ZM22 251H23V253H21ZM60 251L63 252V253L61 252L62 256L60 255ZM94 251H95V253H94ZM68 252H70V253H68ZM71 252H73V253H71ZM115 252H116V254H115ZM140 252H142V253H140ZM81 253H82V255H86V256L85 257L82 256ZM91 253H92V256L90 257ZM98 253L100 254V256L101 255L102 256L100 257L98 255ZM197 253H198V255H197ZM241 253H244V254H241ZM71 254H73V255H71ZM174 254H176V255H174ZM245 254H246V256H245ZM74 255H75V257H74ZM95 255L98 256V260H100V261H96L97 260V257ZM110 255H111V257H110ZM184 255H185V257H183ZM256 255H258V256H256ZM46 256L49 257V258H47ZM60 256H61V258H60ZM88 256L92 260L91 259H88L87 260ZM197 256H199L200 258H198ZM62 258H64V259H62ZM73 258H75L74 261L77 258L76 262H73ZM83 258H84V260H83ZM192 258H193V260H192ZM237 258H239V259H237ZM251 258H253L255 260H253ZM57 259H58V261H57ZM101 259H103V260H101ZM150 259H151V261H150ZM43 260H45V261H43ZM85 260H87V261H85ZM212 260H213V262H212ZM60 261L62 263H60ZM93 261H95V262H93ZM129 261H132L133 263L132 262H129ZM157 261H159V262H157Z\"/></svg>","mask_w":264,"mask_h":264},{"label":"bare ground","instance_id":"2","mask_svg":"<svg viewBox=\"0 0 264 264\" xmlns=\"http://www.w3.org/2000/svg\"><path fill=\"white\" fill-rule=\"evenodd\" d=\"M92 1H94V2H92ZM116 1L118 2V0H90V2L92 3V8L91 9H94L95 10V12H94V14H92V15H95V16H99V18H100V15H106V17L107 16H110L111 14V12H110V10L112 11V8L114 7L115 8V3H116ZM120 1V0H119ZM157 1V2H156ZM155 2L156 3H158V1H160V0H156ZM162 1V0H161ZM169 1H171V0H169ZM173 1V0H172ZM180 1H182L183 2V10L185 11L186 10V6H185V4H186V2L188 3V2H191V3H193V0L191 1V0H187L186 2L185 1H183V0H180ZM180 1H178L179 3H180ZM195 1V0H194ZM199 2L198 3H201L200 2V0H198ZM219 0H217V1H215L216 3H217V7H219L218 6V4L220 3L221 5H222V3L224 2V0H222L223 2L221 3V1H219ZM229 1H231V3L234 1H232V0H228L227 1V3H225L224 2V4H227L228 5V3H229ZM237 1V0H236ZM235 1V3H233V6L231 7L230 6V8H227L229 11H231L230 9L232 8L233 9V7H234V9L233 10H236V9H238V8H240L241 7V5H240V2H238V4H239V6H238V4H236L237 2ZM240 1V0H239ZM243 1H245V0H242L241 1V4H243L244 2ZM249 1V0H248ZM258 1V0H257ZM263 1V0H262ZM89 2V0H87V2H86V6L88 7V5H87V3ZM123 2V3H122ZM122 2H121V4L123 5H120L119 3L120 2H118L117 4L118 5H120V9L122 8V10H119L120 11V13H119V11H117V10H115L116 11V13L118 14H114V16L113 17H115V15H116V18L115 19H117L118 18V22H119V26L122 28V26H123V24H122V26H121V23L123 22H125V26H126V28H125V30L127 29L128 31H127V33H125V35H127L128 37H126V36H124V37H126V38H129L127 41H128V44L129 43H131V44H129V45H134L135 47L134 48H138V50H140V48H139V46L141 47H143L144 46V48H147L146 49V52L145 53H147L148 51H151L152 49H153V47H155L153 50H156L158 47H162L163 49H162V52L163 53H161L158 49H161V48H158L157 49V51H156V53H158L157 55L159 56V58H158V56L154 53V54H152V53H150V55L152 54V55H154V57H156V59L155 60H153L152 59V56H150V58L152 59L151 61H148V63L146 62V61H144V62H139L140 63V65L142 64L143 65V63H145L144 64V66H142L141 65V67H140V71H143L144 73H142V72H138V73H140V74H142L143 75V77H144V74L145 73H148V75L150 74V73H153V75H155V77H156V79H157V84H159L158 86H162L165 90H167L166 89V85H168V84H166V83H170V82H178V81H176V79L177 78H180V77H185V75H186V81L187 82H194V81H196L197 80V82H198V80L200 81V79H201V74L200 73H202L203 71H204V73L206 72V69L205 70H203V68H205V66L204 65H206V64H208V63H210V64H212V63H216L215 64V67H218L220 70L223 68V67H225V65H229V67H228V71H230L231 70V66H233L234 67V65H238L237 67L239 68V67H241L243 70H244V72L247 74H245V75H242V74H240L242 77L244 76V79L249 75V79L251 80V82L253 83V81L255 80V79H257V75H258V67H261V65H260V63H259V60L257 59V57H256V53H254L255 52V48L253 49L254 50V52H253V50L251 49V48H253V46L252 47H249L251 44H252V42H255L257 39H253V37H252V34H251V32L252 33H255V32H257V33H255V34H257L258 36H260L259 34H261V32H258V29H257V31H256V26L258 25L259 26V24L258 23H256V22H259V21H257L258 20V17H259V19L262 17V19H260L261 21V23H263V14H264V12L262 13V9L259 7L260 5H261V1L259 0V3L258 2H256V0H253V1H249V3L251 2V5H252V2H253V4L255 5H252V8H253V6H254V9L255 8H257V11H255L254 9H252L251 7H250V10L252 9V15H253V10H254V16L252 17V15L250 14V12H249V14L251 15V20L249 19L250 18V15L248 16L249 18H247V19H249L250 20V22H249V20L247 21V19H245V16H246V14H242L241 12H243V10H242V8L243 7H241V12L239 13V11L237 12V13H235V15L233 16L232 15V26L234 27L233 29H237V30H235L236 31V33H234V31L232 32L231 30H229V28H228V31H231L232 33H234V34H232V37L234 36H236V34H237V38H240L239 40H243L242 42L240 41V43L239 44H235V45H233V43H232V45L233 46H231L230 47V45H229V47L227 46V45H225L224 43V46L222 45V44H219V42H218V44L213 40L214 38H211V37H213L214 35H210L209 34V32H208V30H212V28H210L209 29V27L207 28V27H205V22L207 23V25L209 26L210 24H208V22L206 21V18H205V14H203V16H204V18H202L201 19V17H202V14H200V16L201 17H199V15H194L196 12H195V9H194V14H193V11H191V8H189V10H186V11H188V13L189 12H191V13H189L191 16L189 17L186 13H184L183 14V16H185V19H188V20H186L185 21V19H184V17L181 15V17H183L182 19L184 20V22H178V21H180V19L181 18H179V20H178V18L176 19V20H174V16H177V15H171L170 13H171V8L169 9L170 10V13H168V12H166V7H167V11H168V3L166 4L167 6H165L164 4V6L162 5V7H163V9L162 8H160L161 10H157V6H155L156 4H155V2L153 1V3L155 4V5H152L153 3H151L150 2V0H122ZM195 2H197V1H195ZM84 3H85V0H0V15H1V13L2 14H4V15H6L5 17L4 16H0L1 18H0V20L1 21H5V23H3V22H1L0 21V29H2V28H4L5 29V27L7 28V30L5 29V30H3V31H5L6 33H7V35H6V33H3V32H0V34H4V36H3V34L1 35V36H3L2 38H1V36H0V40H2V41H4V42H8V43H10L11 44V42L12 43H14L15 42V45H16V42H18V46H19V42H20V44L21 43H23V42H27L28 41V43L29 42H31V40H33L35 43H36V45L39 43L40 45L39 46H41V47H43L44 46V42H45V44H46V42H50V43H54V44H59L60 45V43H62V45H60V47H62V46H64L65 47V45H66V47L68 46L66 43H65V45L63 44V42L65 41L66 42V40H68V42L71 40V38L73 37V38H77L78 37V39H81V40H77V41H79V42H76L77 43V47H79L80 48V50L76 47L75 49L77 50L76 52H78V53H74L73 52V50H71L74 54H76V56L78 55L79 56V58L81 57V54H84V53H86V55H88L87 54V52L89 53V51L88 50H90V49H92V50H94L95 48L93 47V46H96L94 43H95V39L94 40H91V41H88L87 42V40H89V38L88 39H84V38H82V37H80V36H82V35H84V34H82L83 32H85V31H87L88 30V32H92V31H94V33H95V29H97V27H100V25L99 26H97V23H95L96 21H98V20H96V18L94 19V17H93V19H94V21H93V24H92V22H90V21H88V22H90L91 24L89 25V23L88 22H86L87 23V26L84 24V21H86L85 20V17H84V15H85V13L86 12H84V8H86L85 7V5H84ZM112 3H114V5L112 6V8L111 9H108V8H110L109 6H111V4ZM160 3H162V2H160ZM160 3H158L159 5H161ZM170 3V2H169ZM174 3H175V1H174ZM190 3V4H191ZM215 3V4H216ZM231 3H229V5L231 4ZM245 3H247V0H246V2ZM257 3H258V5H257ZM262 3H264V1L262 2ZM89 4V3H88ZM117 4H116V8H117ZM182 3H180V5H181ZM189 4V6L188 7H191V5ZM201 4H203V3H201ZM201 4H194L193 3V8H197V6H200ZM207 3H204V5H206ZM235 4H236V6H235ZM91 5V4H90ZM180 5H178V6H180ZM197 5V6H196ZM204 5H202L203 6V8H205V6ZM221 5H220V7H221ZM227 5L224 7L223 5V7H221V8H226L227 7ZM232 5V4H231ZM244 5V4H243ZM247 5V4H246ZM250 5V4H249ZM250 5V6H251ZM263 5V4H262ZM261 5V6H262ZM94 6V7H93ZM178 6H175L174 5V7H175V9H176V7L177 8H179ZM186 8H185V7ZM196 6V7H195ZM207 6V5H206ZM237 6H238V8H237ZM248 6V5H247ZM246 6V7H247ZM256 6H258V7H256ZM264 6V5H263ZM159 7V6H158ZM173 7V6H172ZM5 8V9H4ZM107 8V9H106ZM114 8H113V10H114ZM156 8V9H155ZM165 8V9H164ZM180 8H181V6H180ZM198 8H201L202 9V7H198ZM221 8H220V10L218 11L219 13H224V12H220L221 11ZM258 8H259V11H260V14L258 13ZM263 8V7H262ZM9 9V10H8ZM87 9V8H86ZM159 9V8H158ZM201 9H198L199 10V12H200V10ZM246 9V8H245ZM261 9V10H260ZM87 10H89L90 11V9H89V7H88V9ZM94 10H92V11H94ZM109 10V11H108ZM181 11H182V9H180ZM179 10V11H180ZM232 10V11H233ZM240 10V9H239ZM92 11H91V13H92ZM115 11H112L113 13L115 12ZM177 11V10H176ZM175 11V12H176ZM179 11H177V12H179ZM180 11V12H181ZM185 11V12H186ZM223 11V10H222ZM237 11V10H236ZM235 11V12H236ZM264 11V10H263ZM8 12H9V14H8ZM174 12V10L172 11V13ZM199 12H198V14H199ZM203 12L205 13V11L203 10ZM245 12V11H244ZM257 12V13H256ZM88 13V12H87ZM86 13V15L88 16L87 18H89L90 16L88 15ZM108 13L110 14V15H108ZM124 13V15H121V14H123ZM201 13V12H200ZM230 13V14H229ZM233 14H234V11L232 12ZM262 13V14H261ZM11 14V15H10ZM100 14V15H99ZM177 14V13H176ZM186 14V15H185ZM197 14V13H196ZM225 14H229L230 16H231V12H225ZM248 14V13H247ZM85 15V16H86ZM119 15H121V16H119ZM194 15V16H193ZM208 15V14H207ZM257 15H258V17H257ZM178 16H179V13H178ZM187 16V17H186ZM210 15H208V17H209ZM4 17V20L2 19ZM113 17H112V21L114 20V22L115 23H113L110 19H109V17L107 18L108 20H109V23H113L111 26V28H114V26H115V24H116V20L115 19H113ZM119 17H123L122 18V20H120V18ZM189 17V18H188ZM91 19H92V16L90 17ZM257 18V19H256ZM6 19V20H5ZM101 19H103V17H101ZM106 19V18H105ZM105 19H104V21H105ZM181 19V20H182ZM96 20V21H95ZM178 20V21H177ZM207 20L209 21V19L207 18ZM111 21V22H110ZM122 21V22H121ZM100 23H101V20L99 21ZM103 22V21H102ZM106 23H107V21H105ZM248 22V23H247ZM259 22V23H260ZM213 23V22H212ZM261 23H260V25H261ZM2 24V25H1ZM84 24V25H83ZM221 24V26H223V23H220ZM247 24V25H246ZM248 24H252L251 26L250 25H248ZM257 24V25H256ZM114 25V26H113ZM117 25V26H118ZM89 26V27H88ZM102 27L101 28H103L104 29V27H103V24L101 25ZM106 26H107V24H106ZM217 26H219V22H218V25ZM225 26V25H224ZM241 26V27H240ZM257 26V27H258ZM83 27H85L84 28V31H83ZM110 27V26H109ZM108 27V28H109ZM119 27V28H120ZM211 27V26H210ZM230 27V26H229ZM238 27V28H237ZM239 27H240V30H238L239 29ZM243 27V29L241 30V28ZM262 27V25L259 27V29ZM263 27H264V24H263ZM262 27V28H263ZM87 28V29H86ZM101 28H98L97 29V31H99L100 30V32L102 31L103 32V30L101 29ZM119 28H115L114 30H113V33L114 32H117V29H118V32L121 30V29H119ZM261 28V29H262ZM110 29V28H109ZM208 29V30H207ZM214 29V28H213ZM224 29V28H223ZM107 30V29H106ZM210 30V31H211ZM222 30V29H221ZM220 30V31H221ZM225 30V29H224ZM250 30H251V32H250ZM97 31H96V33H97ZM107 31H109V30H107ZM227 31V32H228ZM240 32V33H237V32ZM121 32H125V31H123V30H121L120 31V33ZM214 32V31H213ZM223 32V31H222ZM224 32H226V30L224 31ZM231 32H228V33H231ZM87 32H85V34H86ZM93 33V32H92ZM91 33V34H92ZM108 32H106V35L105 36H107L108 34H107ZM119 33V34H120ZM211 33H212V31H211ZM15 34V35H14ZM89 34V33H88ZM100 34V37H101V33H99ZM99 34L97 35V34H95V36L94 35H92L93 37H98L99 36ZM118 34V35H119ZM123 34V33H122ZM129 34V35H128ZM223 34V33H222ZM239 34V35H238ZM250 34H251V37L249 38V36H250ZM24 35H28L27 37H30V38H26V36H25V39H23V36ZM76 35H77V37H76ZM116 35V34H115ZM227 35H229V34H227ZM249 35V36H248ZM14 36V37H13ZM69 36H71V38L70 39H67ZM87 36V35H86ZM222 36H224V35H222ZM83 37H85V36H83ZM103 37V36H102ZM101 37V38H102ZM115 37V36H114ZM117 38H119V39H122V36L121 37H118V36H116ZM216 37V36H215ZM232 38V39H235L234 40V42L237 40V38ZM247 37V41L245 40V38ZM86 38V37H85ZM99 38V37H98ZM116 38V39H117ZM125 38V39H126ZM248 38H249V41H248ZM264 38V37H263ZM93 39V38H92ZM104 40H106L105 38H103ZM103 39H102V42H103ZM116 39H113V40H111V42H109L108 41V43H107V41H105L106 43H107V45L110 43V44H113V43H116V44H113L114 46L115 45H119V43H121V42H116ZM125 39H124V41H125ZM260 39V38H259ZM5 40H7V41H5ZM74 40V39H73ZM101 40V39H100ZM100 40H98V41H100ZM115 40V42H112V41H114ZM262 40V39H261ZM32 41V42H33ZM37 41V42H36ZM72 41V40H71ZM98 41H96L97 43H99ZM117 41H119L118 39H117ZM238 41V40H237ZM4 42H1L0 43V45L2 44V43H4ZM42 42H43V44H42ZM93 43V44H91V43ZM250 42H251V44H250ZM48 44V46H50V45H52V44ZM70 43V42H69ZM72 43V42H71ZM118 43V44H117ZM126 43V42H125ZM256 43V42H255ZM258 43V42H257ZM262 43V42H261ZM5 44H7V43H5ZM10 44L8 45V46H10ZM24 44V43H23ZM25 44H27V43H25ZM31 44H33V43H31ZM101 44H103V43H101ZM123 44V43H122ZM230 44V43H229ZM244 44H246V45H244ZM247 44H249V46H247ZM13 45V44H12ZM30 45V44H29ZM43 45V46H42ZM74 45V44H73ZM93 45V46H92ZM98 45H100V44H98ZM125 45V44H124ZM128 45V46H129ZM261 45V44H260ZM1 46H3V45H1ZM6 46V45H5ZM18 46H16V47H18ZM21 46V45H20ZM24 46V45H23ZM31 46V45H30ZM34 46V45H33ZM55 46H57V45H55ZM70 46V45H69ZM110 46V45H109ZM108 46V47H109ZM117 46H115L114 48V50H116L117 49ZM247 46V47H246ZM255 46V45H254ZM264 46V45H263ZM13 47H14V45H13ZM16 47H14V48H16ZM24 47H26V46H24ZM29 47V46H28ZM32 47V46H31ZM30 47V48H31ZM44 47H47V45L46 46H44ZM59 47V48H60ZM65 47V48H66ZM89 48L90 47V49H88V50H86L87 48ZM99 47H101V45L99 46ZM110 47H112V49H113V46L111 45ZM109 47V48H110ZM119 47L121 48V46L119 45ZM118 47V48H119ZM126 47V46H125ZM142 47H141V49H142ZM150 47L152 48L151 50H150ZM166 47V50H164V48ZM5 48V47H4ZM9 48V47H8ZM38 48V47H37ZM49 48H52V47H49ZM71 48V47H70ZM96 48H97V46H96ZM122 48H124V47H122ZM128 48V47H127ZM130 48H131V46H130ZM261 50L259 51V52H261V51H263L262 49L263 48H261V47H259ZM7 49V48H6ZM10 50H11V48H9ZM53 49V48H52ZM82 49V50H81ZM102 49V48H101ZM126 49V48H125ZM129 49V48H128ZM149 49V50H148ZM20 50H22L21 48H20ZM29 50V49H28ZM67 50V49H66ZM69 50V49H68ZM96 50V49H95ZM100 50V49H99ZM108 50V49H107ZM109 50H111V49H109ZM124 50V49H123ZM134 50V49H133ZM132 50V51H133ZM142 50H144L145 51V49H142ZM148 50V51H147ZM153 50H152V52H153ZM164 50V51H163ZM259 50V49H258ZM7 51H9V50H7ZM36 51V50H35ZM105 51V50H104ZM102 52V56H103V53L105 54V52L106 53H108V51H105V52ZM116 51H118V50H116ZM129 51H131V49H129ZM0 52H1V50H0ZM6 52V51H5ZM90 52H92L91 50H90ZM97 52V51H96ZM122 52V51H121ZM127 52V51H126ZM160 52V53H159ZM3 53V52H2ZM23 53V52H22ZM27 53V52H26ZM29 53H31V51L29 52ZM33 53H34V50H33ZM93 53H95V51L93 52ZM115 53H117V52H115ZM134 53H137V51H135L134 50ZM141 53V52H140ZM263 53V52H262ZM5 54V53H4ZM42 54V53H41ZM68 54H70L69 52H68ZM96 54V53H95ZM99 54V53H98ZM112 54V53H111ZM121 54V53H120ZM120 54H115V55H117V57L115 56V58L113 57V59H111V56L112 55H109V54H105L106 55V58H108L109 56H110V59H109V61L111 62V63H113V61H119L118 63L120 64H118L117 63V66H118V70L119 71H117L116 70V68H117V66L114 68L115 70L114 71H116V73L114 74V71L112 70L111 71V68H109V67H111L112 65H115V64H107L108 62V59H107V63L105 62V63H103L102 65H104L103 66V69H104V71H102L103 69L101 68V69H95V67H94V70H91V73H94V74H91V75H96L95 74V70H101L102 71V73H103V75L102 74H100V75H96L95 76V81H93L97 86H100L101 88H103L104 86L103 85H105L106 86V84L108 83V82H112V86H113V84H114V87H115V85H118L119 83H118V78L119 77H122V75L120 76V73L121 74H124V75H127L128 76V74H129V76L132 74H135V72H136V70L135 69H132L133 68V66L131 67L130 66V64L131 65H135V63H132V62H134L133 60L135 59L134 58V56H137V55H132L133 56V60H132V62H131V59H130V61H129V57L127 56V55H129L128 53H127V57H124L122 54L120 55ZM131 54H132V52H131ZM149 54V53H148ZM160 54L162 55L161 57H160ZM12 55V54H11ZM14 55V54H13ZM38 55V54H37ZM85 55V54H84ZM85 55V56H86ZM120 55V56H119ZM138 55H140L139 53H138ZM142 55V54H141ZM144 55V54H143ZM142 55V56H143ZM156 55V56H155ZM259 55H261V54H259ZM1 56H3V55H1ZM5 56V55H4ZM16 56V55H15ZM29 56V55H28ZM33 56V55H32ZM71 56V55H70ZM78 56H77V58H78ZM83 56V55H82ZM85 56H83V57H85ZM90 55H88V57H89ZM126 59H124L123 57ZM141 56V57H142ZM149 56V55H148ZM147 56V57H148ZM9 57V56H8ZM30 57H31V54H30ZM44 57V56H43ZM46 57V56H45ZM44 57V58H45ZM103 57H105V56H103ZM130 57H131V55H130ZM146 57V58H147ZM1 58V57H0ZM4 58V57H3ZM27 58V57H26ZM32 58V57H31ZM75 58V57H74ZM93 59V61H94V57H93V54H92V57L90 56L88 59H90V60H92ZM117 58H119V59H117ZM120 58H122L123 60H120ZM144 58H145V56L143 57V60H144ZM41 59V58H40ZM53 58H51V60H52ZM70 59H72V58H70ZM81 59V58H80ZM100 59V58H99ZM115 59V60H114ZM262 59V58H261ZM3 60V59H2ZM2 60H0L1 62H2ZM7 60V61H6ZM14 62H10L9 61V59H6V57H5V61H4V63H9V68L8 69H12V70H14V71H16V69L19 67V68H22V61H24V59H19V60H17V58L16 57H14L13 59H12ZM73 60V62L75 61L74 59H72ZM79 60V59H78ZM82 60H84L83 58H82ZM86 60H87V57H86ZM101 60H102V58H101ZM106 60V59H105ZM150 60V59H149ZM190 60V61H189ZM192 60V61H191ZM53 61V60H52ZM96 61V60H95ZM104 60H102L101 62H103ZM116 61H115V63H116ZM124 61V62H123ZM138 61H142L141 59L140 60H138ZM263 61V60H262ZM73 62H71V64L73 63ZM79 63V61H76V63ZM80 62H83V61H81L80 60ZM84 62H86L85 60H84ZM92 62V61H91ZM109 62V63H110ZM135 62H137V60L135 59ZM192 62L194 63V64H192ZM3 63V62H2ZM53 63V62H52ZM90 63V62H89ZM94 63V62H93ZM122 63H123V66H121L122 65ZM139 63L137 62L136 64L137 65H139ZM195 63H197L196 65H195ZM40 64V63H39ZM66 64H68V62L66 63ZM65 64V65H66ZM70 64V65H71ZM92 64V63H91ZM97 64V63H96ZM100 64V63H99ZM105 64H107L108 66L109 65H111V66H109V67H107V73L105 74V70H106V65ZM190 64H192L193 66H190ZM218 64V65H217ZM2 65V64H1ZM0 65V66H1ZM47 65V64H46ZM56 65V64H55ZM64 65V66H65ZM69 65V64H68ZM69 65V66H70ZM74 65H76V64H74ZM87 65V64H86ZM101 65V66H102ZM3 66V65H2ZM1 66V67H2ZM29 66V65H28ZM40 67H41V65H39ZM54 66V65H53ZM79 65L77 64V66L76 67H78ZM90 66V65H89ZM93 66V65H92ZM92 66H91V68H92ZM207 66H209V64L208 65H206V67ZM262 66H264V65H262ZM51 67H52V65H51ZM55 67H58V65L57 66H55ZM60 67V66H59ZM119 67H121V68H119ZM131 67V68H130ZM144 67V69L146 70V72H145V70L143 69H141V68H143ZM148 67V68H147ZM222 67V68H221ZM3 68V67H2ZM7 68V67H6ZM32 68H33V66H32ZM43 68V67H42ZM64 68H66V66L64 67ZM68 69H69V67H67ZM82 68V67H81ZM98 68V67H97ZM112 68H113V66H112ZM137 68V67H136ZM209 68V67H208ZM235 68H236V66H235ZM235 68H233V69H235ZM263 68V67H262ZM26 69V68H25ZM34 69V68H33ZM38 69V68H37ZM77 69V68H76ZM83 69V68H82ZM85 70H86V67L84 68ZM83 69V70H84ZM108 69H110V72H109V70ZM121 69V70H120ZM202 69V71L200 72V70ZM211 69H212V65H211ZM2 69H0V71H1ZM35 70H36V68H35ZM39 70V69H38ZM46 70V68H44V71ZM63 70V69H62ZM65 70V69H64ZM80 67H79V72H80ZM89 70V72H90V69H88ZM137 70H139V69H137ZM214 70H217L216 68L214 69ZM260 70V69H259ZM24 71V70H23ZM23 71L21 70V69H18V71H16L18 74H19V76H17V79L15 78V77H13V78H15V80H17V82H15V84H13L12 83V81H11V83L15 86L16 84L18 85V86H15V88H14V90L11 92L12 94H13V92L14 91H16L13 95L10 93V91H9V93L11 94V95H9L8 97L7 96H5L6 98H3L4 97V93L5 94H9V93H6L7 91H5L4 90V92H1V94H0V104H3V107H5L6 108V111H5V109L3 110V108H2V110L3 111H5L6 112V117H5V121L4 122H8L9 123V120H11L12 118H16L17 119V117L18 118H20V120H22L21 118L24 116V120H23V123H25L26 122V124H25V127L27 126L28 128L30 127V126H32V125H34V124H36L37 122H39L40 120H43V118H44V121H46V120H48V119H50V117L48 118V115L49 114H51V115H53V112L55 113V114H57V113H60V111H61V107H63L64 105L66 106L65 108L67 109V105H69L68 107V109L66 110L67 112H68V110H69V112L70 111H72V109H73V107L77 104H75V103H72V104H75V105H73V107H72V105L70 106V104H61L62 102H61V100H60V102H59V96H60V94H57L58 92H57V88H55L54 89V91H56L55 92V94H57V96L58 97H56L55 96V94L54 93H52L53 94V96H55V99H56V102H57V104H56V102L54 101V103H52V102H48L49 100H51L50 98H48V101L46 100V101H44L46 98H47V90H46V84H47V82L45 83V85H44V80H46L48 77H47V75H48V73H49V71H47L48 73L46 74L45 73V77H43L42 78V76H41V80H38V81H35L36 80V78H38L39 76H40V73H38L39 75H38V77L37 76H35V75H37V74H35L32 78L33 79H35V80H33L32 78H31V75H30V78H31V80L32 81H30L29 79H26V77L24 76V74H23ZM40 71V70H39ZM75 71V70H74ZM77 71V70H76ZM75 71V72H76ZM87 71V70H86ZM94 71V72H93ZM99 71H97V72H99ZM225 71L226 72H228L227 70H226V67H225ZM11 72V71H10ZM30 72H33L32 71V69H31V71ZM30 72H29V74H30ZM68 72L69 73H71L69 70H68ZM217 72V71H216ZM218 72H220V71H218ZM217 72V73H218ZM222 72V71H221ZM232 72H233V70H232ZM235 72V71H234ZM12 73V72H11ZM10 73V74H11ZM17 73H15V74H17ZM28 73V72H27ZM33 73H35V72H33ZM44 73V72H43ZM52 73V72H51ZM74 73V72H73ZM84 73V72H83ZM87 73V72H86ZM85 73V74H86ZM100 73V72H99ZM117 73H119V76H118V74ZM206 73H208V72H206ZM214 73V72H213ZM231 73V72H230ZM239 73V72H238ZM261 73V72H260ZM1 74V73H0ZM4 74V73H3ZM32 74V73H31ZM105 74V75H104ZM225 74V73H224ZM84 75V74H83ZM123 75V76H124ZM131 75V76H132ZM136 75V74H135ZM151 75V74H150ZM153 75H151V76H153ZM211 75L213 76V74L211 73ZM210 74L209 75H205V78H206V76H208L209 78L210 77H212ZM222 75V74H221ZM8 76V75H7ZM7 76H5V77H7ZM27 76V75H26ZM44 76V75H43ZM53 75L51 74V76L50 77H52ZM81 75H75V77H73V76H69V75H63V74H59V76H57V77H55L54 79L57 81V83H56V87H57V84H58V86L59 85H61V84H63V82L64 81H66L67 83H70V84H66V82H64V84H66V86H67V90H66V88H65V86H63V89H64V92L66 93V91H68L69 89H68V87H69V85H71V87H69L71 90H70V94H71V92H73L74 90H76V92L78 93H82L81 95L83 96V97H85V95H83V92H85V91H87L88 90V92H89V89L88 88H91V85L92 84H94L92 81H91V83L89 84V81L88 80H86V78L85 77H80ZM130 76V77H131ZM150 76V77H151ZM203 76H204V74H203ZM231 76V75H230ZM240 76V77H241ZM36 77V78H35ZM47 77V78H46ZM89 77V76H88ZM88 77H87V79H88ZM125 77V76H124ZM147 77H149V76H147ZM147 77H146V79H147ZM149 77V79H150V81H149V83L151 84L152 83V81L153 80H151V78ZM227 77H228V75H227ZM235 77H237V76H235ZM263 77V76H262ZM0 78H1V76H0ZM8 78V77H7ZM12 77H10V79H11ZM137 78H139L138 76H137ZM205 78H203L202 77V81H203V79H205ZM213 78V77H212ZM2 79V78H1ZM99 80V82L98 81H96V80ZM123 79V78H122ZM121 79V80H122ZM125 79V78H124ZM132 79V78H131ZM145 79V78H144ZM153 79V78H152ZM219 79V78H218ZM244 79H240V80H244ZM4 80V79H3ZM13 80V79H12ZM14 80V81H15ZM127 80V79H126ZM140 80H142V78H140ZM139 80V81H140ZM185 80V79H184ZM184 80L182 81V82H184ZM206 80V79H205ZM204 80V81H205ZM212 80H215L214 78L213 79H209L208 80V82L209 81H212ZM217 80V79H216ZM240 80H238V81H240ZM247 81H248V79H246ZM249 80V81H250ZM10 81H9V83H10ZM46 81H48V79L46 80ZM102 81H104V82H102ZM124 81V80H123ZM130 81V80H129ZM129 81L127 82V81H125L126 83V85H128V83H129ZM143 81V80H142ZM141 81V83H137V84H134V81H133V84L135 85V87H137V85H139L136 89L138 90V92L139 93H141V94H144V95H147L146 94V91L147 90H145V89H143V88H145L146 87V85L148 84L147 83V81L146 80H144L143 82ZM154 81H155V79H154ZM181 81H180V83H181ZM224 81V80H223ZM249 81H248V83H249ZM259 81H260V79H259ZM258 81V82H259ZM51 82H54V81H52L51 80ZM51 82H50V84H51ZM117 82V83H116ZM121 82V81H120ZM187 82H186V84L185 85H187ZM201 82V81H200ZM229 82V81H228ZM246 82V81H245ZM245 82H243V87H245V86H247L248 85V83H245ZM250 82V83H251ZM257 82V81H256ZM255 82V84H257ZM264 83V81H263V78H262V80L260 81V83ZM4 83V82H3ZM8 83V82H7ZM11 83H10V85H11ZM76 84V85H78L77 87H74L73 86V84ZM98 83V84H97ZM123 83V82H122ZM155 83H156V81H155ZM172 83H170L169 85L171 86V89H174V91L176 90V88H177V86L175 85V87H174V84H172ZM207 82H205V84H206ZM215 83H216V81H215ZM221 83V82H220ZM220 83H218V84H220ZM235 83V82H234ZM251 83V84H252ZM6 84V83H5ZM48 84H49V82H48ZM47 84V85H48ZM94 84V85H95ZM111 84V83H110ZM110 84H107V85H110ZM132 84V83H131ZM154 84V83H153ZM166 84V85H165ZM183 84V83H182ZM182 84H181V86H179V87H181L182 88ZM190 84V83H189ZM188 84V85H189ZM199 83H197V84H194V85H198ZM214 84V83H213ZM225 84H229V83H225ZM259 84V83H258ZM7 86H10V85H8V84H6ZM13 85H12V89H13ZM52 85V84H51ZM54 85V84H53ZM53 85H52V87H53ZM93 85V86H94ZM124 85V84H123ZM180 85V84H179ZM184 85V86H185ZM200 86L201 85H204L203 84V82L201 83V84H199ZM207 85V84H206ZM217 85V84H216ZM223 85V84H222ZM242 85V84H241ZM253 85V84H252ZM5 86V85H4ZM43 86H46L45 88H44V90H46L45 92L42 90V88H43ZM62 86H59L60 87V89L62 88ZM74 87V90H73V87ZM111 86V85H110ZM112 86H111V88H112ZM119 86H120V84H119ZM129 86V85H128ZM131 87H133L132 85H130ZM129 86V88H131ZM148 87L150 86V85H147ZM199 86V87H200ZM211 86V85H210ZM225 86V85H224ZM254 86H257V85H254ZM261 85L259 84L257 87H260ZM264 86V85H263ZM16 87H18V90H15L16 89ZM52 87H50V88H52ZM55 87V86H54ZM58 87V88H59ZM100 87H97V88H100ZM107 87V86H106ZM114 87H113V89H114ZM121 87H122V84H121ZM148 87H146L147 89H149ZM155 87H157V86H155ZM186 87V86H185ZM185 87H183V89H179V91H181V90H185L184 88ZM192 87H194V86H192ZM192 87H190L189 86V88H187V90H185L186 91V93L184 92V94L183 95H187L185 98L187 99L188 98V100H190V98H191V101L192 100H194V98H198V97H196V96H194V95H198V93H199V95H201L200 93H201V87H200V89L201 90H198V91H200V92H198V93H196V91H193V92H195V93H193L192 92V95H189V94H187V92H188V90H190V88H192ZM209 87V86H208ZM213 87V86H212ZM236 87V86H235ZM262 87V86H261ZM2 88H4L3 86H2ZM2 88H0V89H2ZM6 88V87H5ZM4 88V89H5ZM48 88V87H47ZM105 88V87H104ZM108 88V87H107ZM110 88V87H109ZM109 88H108V90H109ZM110 88V89H111ZM119 88V90H120V87H118ZM152 88V87H151ZM203 88V87H202ZM204 88H205V85H204ZM234 88V87H233ZM7 89V88H6ZM91 89H93V87L91 88ZM90 89V90H91ZM113 89H112V91H113ZM115 89H117V88H115ZM114 89V93H116L115 90ZM123 89V88H122ZM126 89H127V87H126ZM136 89H134L133 88V90H136ZM160 89V88H159ZM162 89V88H161ZM170 89V90H171ZM193 89V88H192ZM191 89V90H192ZM197 89H198V86H197ZM196 89V90H197ZM209 89V88H208ZM212 89V88H211ZM213 89H215V88H213ZM219 89V87L217 88V90ZM243 89V88H242ZM241 89V90H242ZM245 89H247L246 87H245ZM245 89H244V91H245ZM252 89H253V87H252ZM264 89V88H263ZM262 89V91H264ZM53 90V89H52ZM62 90V89H61ZM66 90V91H65ZM107 90V89H106ZM118 90V89H117ZM118 90V91H119ZM124 90V89H123ZM140 90V91H139ZM143 90V91H142ZM153 90H157V88L156 89H154V87H153ZM152 90V91H153ZM164 90V91H165ZM178 90V89H177ZM190 90V91H191ZM207 90V89H206ZM227 90V89H226ZM258 90H260V88L259 89H257V91ZM0 91H3V90H0ZM53 91V92H54ZM93 90H91V92H92ZM112 91H110V92H112ZM118 91H117V93H118ZM126 91V90H125ZM124 91V92H125ZM129 91V90H128ZM149 91V90H148ZM158 91V90H157ZM162 91V90H161ZM232 91H234V90H232ZM240 91V90H239ZM261 91V90H260ZM259 91V92H260ZM42 92H44L45 94H46V97L44 96L45 94L44 93H42ZM50 92V91H49ZM63 92V91H62ZM75 92V94L77 95V96H79V97H81V98H83L82 96H80L79 95V93L77 94ZM88 92H86V93H88ZM99 92H102V90L101 91H98V94L99 95H97L98 97L101 95V94H103V93H99ZM112 92V93H113ZM123 91H121V93H122ZM150 92V91H149ZM182 92V93H183ZM210 92V91H209ZM209 92H207V93H209ZM229 92V91H228ZM242 92V91H241ZM253 92V91H252ZM2 93H3V97H2ZM28 93V95H26ZM50 93V94H51ZM90 93V92H89ZM95 93V92H94ZM94 93L92 94V96L94 95ZM117 93H116V95H117ZM119 93H120V91H119ZM118 93V94H119ZM132 93V92H131ZM154 93V92H153ZM160 93V92H159ZM162 93V95H163V93L164 92H161ZM190 93V92H189ZM218 93V92H217ZM243 93V92H242ZM241 93V94H242ZM44 94V95H43ZM49 94V96L51 97V95ZM68 96H69V93H66ZM74 94V93H73ZM74 94V95H75ZM85 94V93H84ZM91 94V93H90ZM97 94V93H96ZM126 94H128L127 93V91H126ZM156 95H157V92L155 93ZM154 94V96H156ZM169 94H171V97H170V95ZM167 93V96H168V98H170V99H172V96H173V98H178V97H184L183 95H179L178 94V91H177V95H179V96H176L175 95V93H173L174 95H175V97H174V95L172 94V93ZM180 94H181V92H180ZM194 94V95H193ZM229 94V93H228ZM227 94V95H228ZM231 94V93H230ZM235 94V93H234ZM244 94V93H243ZM66 95V98L68 97ZM109 95V94H108ZM115 95V96H116ZM121 95H124V93L123 94H121ZM151 95V94H150ZM161 95V94H160ZM159 95V96H160ZM164 95H166V94H164ZM160 96V98L159 99H147L146 101H147V104H146V102L144 101V103H142V105H145L146 104V106H147V108H149V109H151L152 110V113H151V115H155L154 116V119H156L157 117H158V115H160L161 113H162V111H161V109H163V105L165 104V106H166V103H164L165 102V96ZM213 95V94H212ZM217 95V94H216ZM223 95V94H222ZM239 96H240V94H238ZM252 95V94H251ZM259 95H260V93H259ZM264 94H261V96H263ZM52 96V97H53ZM112 96V95H111ZM131 96H134V95H131ZM138 96H139V94H138ZM158 96V95H157ZM166 96V97H167ZM204 96V95H203ZM207 96V95H206ZM234 95H232V97H233ZM239 96H237V97H239ZM253 96V95H252ZM256 96H257V94H256ZM43 97H45V98H43ZM96 97V96H95ZM101 97H105V96H100L99 98H101ZM119 97V96H118ZM124 97V96H123ZM122 97V98H123ZM125 97H126V95H125ZM125 97H124V99H125ZM130 97V96H129ZM200 97V96H199ZM202 97V96H201ZM229 97V96H228ZM58 98V99H57ZM70 98V97H69ZM72 98V97H71ZM80 98V99H81ZM94 98V97H93ZM99 98H97V99H99ZM134 98V97H133ZM143 98V97H142ZM141 98V99H142ZM147 98V97H146ZM153 98V97H152ZM222 98V97H221ZM252 98H254V97H252ZM260 98V97H259ZM53 99H54V97H53ZM68 99V98H67ZM85 99V100H84ZM83 100L81 99V100H78V98H75V100H78V101H82V102H85L86 101V97L84 98ZM105 99V98H104ZM107 99V98H106ZM111 99V98H110ZM118 99V98H117ZM121 99V98H120ZM123 99V100H124ZM205 99V98H204ZM236 100H237V98H235ZM240 99H241V97H240ZM255 99V98H254ZM71 100V99H70ZM93 100V99H92ZM95 100V99H94ZM113 100V99H112ZM125 100H127V98L125 99ZM128 100H130V99H128ZM127 100V101H128ZM132 100V99H131ZM130 100V103H133L132 101ZM176 100V99H175ZM178 101H179V98L177 99ZM199 100H200V98H199ZM63 101V100H62ZM66 101V100H65ZM64 101V102H65ZM68 102H69V100H67ZM73 102H74V100H72ZM116 101H118V100H116ZM127 101H125V102H127ZM182 101V100H181ZM191 101H189L190 103H191ZM195 101V100H194ZM198 101V100H197ZM197 101L195 102V103H197ZM201 101V100H200ZM253 101H255V100H253ZM260 101H263V100H260ZM91 102V101H90ZM89 102V100L87 101V102H85L84 104H87V105H85L86 107L87 106H89V107H91L92 105L93 106H95L96 107V105H95V103H93L92 104V102H91V104H88V103H90ZM105 102V101H104ZM167 102H168V100H167ZM171 102V101H170ZM173 102H174V99H173ZM202 102V101H201ZM256 102H258V101H256ZM98 103V100L96 101V104ZM100 103H101V100H100ZM100 103H99V106H101L100 105ZM118 103V102H117ZM120 103V102H119ZM121 103H122V99H121ZM120 103V104H121ZM172 103V102H171ZM171 103H169V104H171ZM174 103H176L177 104V101L176 102H174ZM188 103V102H187ZM190 103H188V105L190 104ZM192 103H194V102H192ZM192 103L190 104V105H192ZM208 103V102H207ZM260 103V102H259ZM102 104H103V102H102ZM109 104V103H108ZM176 104H174L175 106H174V108L175 109H177V111H179V107H180V105H176ZM182 104V103H181ZM237 104V103H236ZM240 104V103H239ZM257 104V103H256ZM255 104V105H256ZM264 104V103H263ZM59 105H61V107L59 106ZM80 105V104H79ZM83 105V104H82ZM106 105V104H105ZM114 105V104H113ZM118 105V104H117ZM124 105V104H123ZM130 105V104H129ZM134 105V104H133ZM189 105V107L188 108H186L187 107V105L186 106H183L184 108H180L182 111H183V109L185 110H189V112H194V110H197V109H199V107L197 106V107H195V108H193V105H192V107ZM195 105V104H194ZM198 105H199V103H198ZM201 105V104H200ZM205 105H206V103H205ZM222 105V104H221ZM230 105V104H229ZM229 105H227L226 107H229ZM258 105H260V104H258ZM2 106V105H1ZM48 106V107H47ZM98 106V107H99ZM104 106V105H103ZM110 106V105H109ZM127 106V105H126ZM235 106V105H234ZM253 106V105H252ZM263 106V105H262ZM42 107L44 108V107H46V110L47 109H49V111H51V112H49V114L47 115V116H45L46 114L44 113L46 110L45 109H43V110H45L44 112H40L41 111V109H42ZM79 106H77L76 108L77 109H79L78 108ZM84 107V106H83ZM82 107V110L84 109ZM85 107V108H86ZM168 107H169V105H168ZM167 107V108H168ZM171 107V106H170ZM190 107H191V109H190ZM202 107V106H201ZM208 107V106H207ZM206 107V108H207ZM251 107V106H250ZM64 107H63V109H65ZM97 108V107H96ZM111 108H113V107H111ZM116 108V107H115ZM131 105H130V107H127V109L125 110V108H124V110L126 111V112H129L130 110H131ZM144 108V107H143ZM165 108V107H164ZM167 108L166 109H164V110H167ZM192 108H193V110H192ZM75 109V108H74ZM87 109V108H86ZM86 109H84L85 111H86ZM90 109V108H89ZM99 109V108H98ZM102 109V108H101ZM108 110H109V108H107ZM123 109V108H122ZM121 108H120V110H122ZM251 110H252V108H250ZM249 109V110H250ZM253 109H254V107H253ZM80 111H81V108L79 109ZM79 110H73L74 112H75V116H76V112L77 111H79ZM104 110V109H103ZM135 110V109H134ZM145 110H147L146 108H145ZM174 109H172V111H173ZM188 110L186 111L187 113H189L188 112ZM199 110H202V109H199ZM246 110H248V109H246ZM63 111V110H62ZM79 111V112H80ZM113 111H115V110H113ZM149 111V110H148ZM172 111L170 110V108H168V111L166 112V113H171V115L173 116L174 114L172 113ZM182 111H180V112H182ZM203 111H204V109H203ZM210 111V110H209ZM208 111V112H209ZM254 111H256V110H254ZM264 111V110H263ZM262 111V112H263ZM5 112L3 113V115L5 114ZM16 112H19V113H21L20 115H18V113H16ZM46 112H48V111H46ZM68 112V113H69ZM92 112H94V109L92 110ZM100 112H102V111H100ZM124 112V111H123ZM125 112V113H126ZM131 112V111H130ZM129 112V113H130ZM134 112V111H133ZM175 112V111H174ZM179 112V113H180ZM186 112H184L183 111V117H184V113L186 114ZM192 112V113H193ZM196 112V111H195ZM194 112V113H195ZM197 112H199V111H197ZM201 112V111H200ZM248 112H250V111H248ZM253 112V111H252ZM257 112V111H256ZM81 113H83V112H81ZM90 113H91V111H90ZM96 114H97V112H95ZM132 113V112H131ZM130 113V114H131ZM144 113V112H143ZM142 113V114H143ZM149 114H150V111L148 112ZM147 113V114H148ZM163 113H165L164 111H163ZM179 113H177V114H179ZM202 113V112H201ZM201 113H199V115H197L196 113H195V117H196V115L197 116H200L201 115ZM243 113V112H242ZM15 114H17V116L15 115ZM40 114L42 115V117L40 116ZM55 114H54V116H55ZM62 114V113H61ZM86 114H89V113H87L86 112ZM121 114V113H120ZM124 114V113H123ZM168 114V115H169ZM191 114V113H190ZM190 114H187L186 116H188L189 117V119H190V117H191V115ZM202 114H204V112L202 113ZM236 114V113H235ZM258 114H260V113H258ZM258 114H256V115H258ZM263 114V113H262ZM261 114V115H262ZM1 115V114H0ZM2 115V116H3ZM59 114H57V116H58ZM63 115H65V114H63ZM92 115H93V113H92ZM194 115V114H193ZM218 115V114H217ZM221 115V114H220ZM239 115H241V114H239ZM56 116V117H57ZM66 116V115H65ZM91 116V115H90ZM97 116V115H96ZM126 115H124V117H125ZM131 116H133V115H131ZM144 116H145V113H144ZM161 116V115H160ZM165 116V115H164ZM172 116H168V117H171V119L172 118H174V117H172ZM230 116V115H229ZM59 117V116H58ZM66 117H68V116H66ZM128 117H129V115H128ZM143 117V116H142ZM163 117V116H162ZM161 117V118H162ZM175 117H177L176 115H175ZM182 117V116H181ZM187 117V118H188ZM228 117V116H227ZM226 117V120L228 119ZM231 117H232V115H231ZM231 117H229V120H230V118ZM233 117H235V116H233ZM238 117V116H237ZM259 117V116H258ZM262 117V116H261ZM3 118V117H2ZM65 117H63V118H61V119H64ZM68 118H71V117H68ZM75 118V117H74ZM80 118V117H79ZM93 118V117H92ZM164 119H166L167 118V116L166 117H163ZM178 118V117H177ZM177 118H176V120H177ZM186 117H184V119H185ZM240 118V117H239ZM242 118V117H241ZM240 118V119H241ZM244 118H245V116H244ZM15 119V120H16ZM60 119V120H61ZM67 119V118H66ZM125 119H126V117H125ZM136 119L137 118H135V121H136ZM144 119V118H143ZM146 119V118H145ZM157 119H159V118H157ZM163 119V120H164ZM168 119V118H167ZM170 119V120H171ZM182 119V121H183V118H181ZM234 119V121H235V118H233ZM249 119V118H248ZM251 120H250V122L253 120L252 118H250ZM3 120V119H2ZM14 120V121H15ZM51 120H53V118L51 119ZM65 120V119H64ZM111 120V119H110ZM148 120V119H147ZM175 120V119H174ZM172 121V122H174V123H176L177 124V121L175 122V121ZM178 120H179V118H178ZM232 120V119H231ZM230 120V121H231ZM245 120V119H244ZM264 120V119H263ZM55 121V120H54ZM81 121H82V119H81ZM99 121H101V120H99ZM111 121H113V120H111ZM128 121V120H127ZM169 121V120H168ZM180 121V120H179ZM180 122V123H185V121H186V119L183 121V122ZM223 121V120H222ZM233 120L231 121L232 123L234 122ZM257 121H259V120H257ZM12 122H13V120H12ZM48 122V121H47ZM46 122V123H47ZM57 122V121H56ZM62 122V121H61ZM67 122V121H66ZM115 122V121H114ZM125 122V121H124ZM138 122V121H137ZM144 122V121H143ZM147 122V121H146ZM171 122V123H172ZM188 122V121H187ZM221 122V121H220ZM224 122V121H223ZM241 122H242V124H241ZM241 122H240V125L238 126L239 128H237V126H235L236 127V130H238L242 135L241 136H244L243 135V133L244 132H246L245 133V136L247 135V132H248V130H249V124H248V127H247V122H245L244 121V123H243V121H242V119H241ZM10 123H11V121H10ZM14 123H17V124H21L22 122H18V120H16ZM23 123L21 124V125H23ZM55 123V122H54ZM71 123V122H70ZM88 123H90V122H88ZM92 123V122H91ZM98 123V122H97ZM108 123V122H107ZM118 123V122H117ZM129 123V122H128ZM136 123V122H135ZM154 124L156 123V122H153ZM152 123V121H151V124H153ZM177 124L176 126H174L175 128L176 127H181L180 129H181V131L183 130V127L182 126H184V124H182V126H178V125H181V124ZM189 123V122H188ZM207 123H209V122H207ZM235 123V125H236V122H234ZM249 123V122H248ZM257 123V122H256ZM264 123V122H263ZM40 124H41V121H40ZM42 124H43V122H42ZM58 124H61V123H58ZM62 124H66V123H62ZM112 124V123H111ZM157 124V123H156ZM155 124V125H156ZM161 124V125H160ZM223 124V123H222ZM261 124V123H260ZM70 125V124H69ZM92 125V124H91ZM100 125V124H99ZM117 125V124H116ZM148 125V124H147ZM157 125H159V126H155V127H162L163 126V123H159V124H157ZM165 125V124H164ZM216 125V124H215ZM228 125V124H227ZM254 125H256V124H254ZM262 125V124H261ZM42 126V125H41ZM41 126L39 127V128H41ZM51 126H52V123H51ZM93 126V125H92ZM101 126V125H100ZM104 126V125H103ZM190 126V125H189ZM211 126V125H210ZM224 126V125H223ZM244 128H242V127ZM257 126V125H256ZM254 127V126H252L253 128L252 129H254V128H257V130H258V126L257 127ZM21 127H24V125L23 126H21ZM24 127V130L25 129H27V128H25ZM46 127H47V125H46ZM50 127V126H49ZM76 127V126H75ZM87 127V126H86ZM94 127V126H93ZM97 127V126H96ZM172 127V126H171ZM261 127V126H260ZM32 128V127H31ZM35 128H36V125H35ZM37 128H38V126H37ZM39 128L37 129V130H39ZM44 128H45V126H44ZM55 128V127H54ZM63 128H64V126H63ZM84 128V127H83ZM118 128V127H117ZM186 128V127H185ZM227 128H228V126H227ZM262 128V127H261ZM43 129V128H42ZM70 129V128H69ZM94 129V128H93ZM100 129V128H99ZM103 129V128H102ZM107 129V128H106ZM105 129V130H106ZM121 129V128H120ZM179 129V130H180ZM219 129V128H218ZM240 129V130H239ZM23 130V131H24ZM28 130V129H27ZM27 130H25V131H27ZM41 130V129H40ZM50 130V129H49ZM80 130V129H79ZM78 130V131H79ZM84 130V129H83ZM87 130H88V128H87ZM90 130H91V128H90ZM163 130V129H162ZM178 130V131H179ZM204 130V129H203ZM210 130V129H209ZM235 130V128L233 129V131ZM251 130V129H250ZM249 130V131H250ZM263 130V129H262ZM29 131H31V130H29ZM33 131V130H32ZM46 131V130H45ZM75 131V130H74ZM78 131H76V132H78ZM101 131V130H100ZM120 131V130H119ZM232 131V130H231ZM233 131H232V133H233ZM238 131H236V132H238ZM254 131V130H253ZM73 132V131H72ZM102 132V131H101ZM183 132V131H182ZM239 132H238V134H239ZM251 132V131H250ZM249 132V133H250ZM123 133V132H122ZM186 133V132H185ZM201 133V132H200ZM204 133V132H203ZM248 133V134H249ZM252 133V132H251ZM264 133V132H263ZM73 134V133H72ZM79 134H80V132H79ZM82 134H83V132H82ZM178 134V133H177ZM186 135V134H185ZM188 135V134H187ZM130 136V135H129ZM198 136V135H197ZM254 136V135H253ZM260 136H261V134L259 135V137H258V135H257V138H259L260 139ZM230 138H231V136H229ZM236 137V136H235ZM234 136H233V138H235ZM27 139V138H26ZM67 139H68V137H67ZM189 139H190V137H189ZM247 140V138H245V141ZM40 141V140H39ZM83 141V140H82ZM195 141V140H194ZM261 141V140H260ZM74 142V141H73ZM193 142V141H192ZM237 142V141H236ZM262 143V142H261ZM194 144H195V142H194ZM198 145V144H197ZM196 145V146H197ZM263 145H264V142H263ZM31 146V145H30ZM205 149V148H204ZM263 151V150H262ZM21 152V151H20ZM71 152V151H70ZM249 152H251V151H249ZM259 152V151H258ZM264 152V151H263ZM257 153V152H256ZM261 153L262 152H260V154L259 155H261ZM217 154V153H216ZM251 154V153H250ZM141 156V155H140ZM256 156V155H255ZM254 156V157H255ZM258 158L256 159V160H251L252 162H250V161H247L248 162V164H250V166H249V170H246V171H249V173H251V172H254L255 170H253V167H254V165L255 166H257L256 167V171L258 170L257 168H260V170H262V172L260 173L259 172V174L258 175H256V176H254V177H256V180H252V179H248L249 180V185L250 186H252V188L255 190L256 189V191L257 192H255V193H258V195H259V198L260 199H262V200H264V156L262 157H259V156H257ZM171 158V157H170ZM125 159V158H124ZM163 159V158H162ZM236 159V158H235ZM245 159V158H244ZM247 159V158H246ZM249 159V158H248ZM158 160V159H157ZM90 161V160H89ZM144 161V160H143ZM232 161V160H231ZM236 161H238V160H236ZM152 162V161H151ZM168 162V161H167ZM240 162V161H239ZM29 163V162H28ZM78 163V162H77ZM205 163V162H204ZM233 163V162H232ZM241 163V162H240ZM17 164V163H16ZM15 164V165H16ZM22 164H23V162H22ZM228 164V163H227ZM231 164V163H230ZM235 164V163H234ZM251 164H253V167L251 166ZM6 165V164H5ZM8 165V164H7ZM92 166V165H91ZM232 166V165H231ZM235 166V165H234ZM247 166V167H248ZM15 167V166H14ZM60 167H61V165H60ZM182 168V167H181ZM255 168V167H254ZM67 169V168H66ZM236 169V168H235ZM241 169V168H240ZM240 169H238V170H240ZM62 170H64V169H62ZM68 170V169H67ZM74 170V169H73ZM159 170V169H158ZM243 170V169H242ZM252 170V171H251ZM54 171V170H53ZM70 171V170H69ZM162 171V170H161ZM244 172H245V170H243ZM243 171H241V172H243ZM259 171V170H258ZM7 172H9V171H7ZM66 172V171H65ZM74 172V171H73ZM6 173V172H5ZM11 173L13 174V172L11 171ZM61 173V172H60ZM71 173V172H70ZM85 173V172H84ZM168 173V172H167ZM235 173V172H234ZM248 173V174H249ZM7 174V173H6ZM11 174V175H12ZM56 174V173H55ZM242 174V173H241ZM240 174V175H241ZM245 174V173H244ZM244 174H242V175H244ZM248 174H246L245 176H247ZM3 175V174H2ZM10 175V176H11ZM15 174H13L12 175V180H13V182H16V180L14 179V176ZM43 175V174H42ZM89 175V174H88ZM98 175H100V174H98ZM170 175V174H169ZM209 175V174H208ZM7 176H8V174H7ZM84 176V175H83ZM90 176V175H89ZM88 176V177H89ZM161 176V175H160ZM174 176H176V174L174 175ZM17 177V176H16ZM15 177V178H16ZM67 177V176H66ZM72 178H73V176H71ZM177 177H178V174H177ZM185 177V176H184ZM250 177V176H249ZM253 177V176H252ZM18 179H19V177H17ZM63 178V177H62ZM74 178H76V177H74ZM80 178H81V176H80ZM83 178V177H82ZM81 178V179H82ZM97 178V177H96ZM159 178V177H158ZM195 178V177H194ZM242 178V177H241ZM245 178V177H244ZM8 179V178H7ZM10 179V178H9ZM10 179V180H11ZM54 179V178H53ZM67 179V178H66ZM86 179V178H85ZM85 179H83L82 181H84ZM92 179H93V177H92ZM98 179V178H97ZM167 179V178H166ZM209 179V178H208ZM15 180V181H14ZM22 180H23V178H22ZM52 180V179H51ZM69 180V179H68ZM68 180H67V182L65 183V184H67L68 183ZM71 180V179H70ZM70 180H69V183H70ZM74 180V179H73ZM72 180V182H74L75 184H76V182H77V180H80V179H77L76 180V182H75V180L73 181ZM102 180V179H101ZM158 180V179H157ZM163 180V179H162ZM169 179H167V181H168ZM246 180H247V178H246ZM252 180V181H251ZM18 181H20V182H18ZM32 181V180H31ZM63 182H65L66 180L64 179V180H62ZM81 181V180H80ZM80 181H78V182H80ZM93 181H95V179H93ZM151 181V180H150ZM183 182H184V180H182ZM216 181V180H215ZM251 181V182H250ZM59 182V181H58ZM71 182V183H72ZM78 182H77V184H78ZM99 182V181H98ZM97 182V183H98ZM180 182V181H179ZM193 182H194V179H193ZM207 182V181H206ZM223 182V181H222ZM17 183H21V180H17ZM46 183V182H45ZM53 184H56V182H52ZM80 183H82V182H80ZM80 183L78 184V185H80ZM92 183H94V182H92ZM96 183V182H95ZM109 183V182H108ZM144 183V182H143ZM146 183V182H145ZM148 183H149V181H148ZM169 183H170V181H169ZM168 183V184H169ZM173 183V182H172ZM15 184V183H14ZM22 184V183H21ZM31 184V183H30ZM58 184V183H57ZM62 184V183H61ZM64 184V183H63ZM62 184V185H63ZM73 184V183H72ZM77 184H76V186H77ZM134 184V183H133ZM17 185V184H16ZM27 185V184H26ZM26 185H24L23 184V186L22 185H20V186H22V187H26ZM81 185H84V183L83 184H81ZM96 185V184H95ZM108 185V184H107ZM162 185V184H161ZM20 186H18V187H20ZM28 186V185H27ZM64 186V185H63ZM63 186H62V189H63ZM66 186V185H65ZM67 186H68V184H67ZM90 186H93V185H90ZM90 186H88V187H90ZM103 186H104V184H103ZM119 186L120 185H117V187L119 188ZM202 186V185H201ZM171 187V186H170ZM12 188V187H11ZM10 187H9V189H11ZM59 188H60V186H59ZM65 188V187H64ZM93 188V187H92ZM91 187H90V189H92ZM106 188V187H105ZM104 187H103V189H105ZM108 188V187H107ZM112 188V187H111ZM110 187H109V189H111ZM126 188V187H125ZM156 188H158V187H156ZM8 189V191H10ZM21 189H23V188H21ZM25 189V188H24ZM27 189V188H26ZM29 189V188H28ZM32 189V188H31ZM61 189V188H60ZM83 189V188H82ZM86 191L89 189V188H84ZM89 189V191L88 192H86L85 190L84 191H81V193L82 192H85V194H86V196H87V193H89L91 190ZM95 188H93V191H95L94 190ZM103 189H101V190H103ZM109 189H107V190H109ZM120 189V188H119ZM122 189H123V187H122ZM180 189V188H179ZM201 189V188H200ZM224 189V188H223ZM30 190V189H29ZM96 190H98V188L96 189ZM106 190V189H105ZM105 191V192H108V191ZM124 190V189H123ZM133 190V189H132ZM135 190V189H134ZM138 190V189H137ZM168 190V189H167ZM26 191H28V190H26ZM26 191H25V193H26ZM61 191H63V190H60V192H57V193H61ZM66 191V190H65ZM72 191V190H71ZM69 192L68 194H67V192H68V190L66 191V193H65V196H66V198L69 196V198H67L68 200L69 199H71L70 198V195L72 196V193L74 192V190L72 191V192ZM77 191V190H76ZM91 192V194L93 193V194H95V196H97L98 194H100L101 196H102V194L101 193H99L98 191H95V192H97L98 194H96V193H94V192ZM116 191V190H115ZM118 191V190H117ZM187 191V190H186ZM11 192V191H10ZM10 192H8V193H10ZM24 192V191H23ZM29 192V191H28ZM47 192V191H46ZM104 192V191H103ZM109 192H110V190H109ZM108 192V193H109ZM119 192V191H118ZM117 192V193H118ZM231 192V191H230ZM4 193H6V192H4ZM21 194H22V191L20 192ZM49 193V192H48ZM71 193V194H70ZM112 193H113V189H112ZM115 193V192H114ZM158 193V192H157ZM221 193V192H220ZM237 193H238V191H237ZM16 194H18V193H16ZM16 194H15V196H14V194H12L13 196H14V198L15 197H17L16 196ZM47 194V193H46ZM50 194V193H49ZM52 194H53V192H52ZM55 194L56 193H54L53 195L55 196ZM74 194V193H73ZM76 194H78V192H76ZM105 193H103V196L101 197V198H103L104 199V201H105V203L108 201V198H107V193L104 195ZM111 194V193H110ZM109 194V195H110ZM118 194H120V193H118ZM129 194V193H128ZM150 194V193H149ZM160 194H162V193H160ZM252 194V193H251ZM7 195V194H6ZM10 195V194H9ZM25 194L23 193L22 194V196H24ZM57 195V194H56ZM64 195V194H63ZM82 195V194H81ZM108 195V196H109ZM113 195V194H112ZM111 195V196H112ZM130 195V194H129ZM164 195V194H163ZM21 196V195H20ZM26 196H27V194H26ZM25 196V197H26ZM62 195L60 194V197H61ZM83 196H85V195H83ZM91 196H93V195H91ZM91 196H88L87 198H89V197H91ZM94 196V198H96ZM118 196V195H117ZM155 196H156V194H155ZM7 197V196H6ZM19 197V196H18ZM59 197V199H58V201L59 200H62L63 198H60ZM98 198H99V195L97 196ZM106 197V198H105ZM112 197H116V195L115 196H112ZM112 197H110L109 196V198H112ZM120 197V196H119ZM164 197V196H163ZM170 197V196H169ZM9 198V197H8ZM13 197L11 196L10 197V199L9 200H11ZM14 198H13V200H14ZM19 198H22V197H19ZM36 198V197H35ZM51 198V197H50ZM65 198V200L67 201V199ZM101 198H99V202H101L100 200H101ZM128 198V197H127ZM130 198V197H129ZM159 198V197H158ZM176 198V197H175ZM214 198V197H213ZM7 199V198H6ZM74 199V198H73ZM81 199H84V198H81ZM91 199H93V197L91 198ZM102 199V200H103ZM120 199H122L123 200V198H120ZM141 199V198H140ZM150 199H151V197H150ZM153 199H155L154 197H153ZM164 199V198H163ZM188 199V198H187ZM204 199V198H203ZM15 200H16V202H17V198H15ZM23 200H24V198H23ZM26 200H28V199H26ZM43 200V199H42ZM84 200H86V199H84ZM84 200H83V202H84ZM126 200V199H125ZM143 200V199H142ZM152 200V199H151ZM169 200V199H168ZM177 200V199H176ZM202 200V199H201ZM21 201V200H20ZM31 200H29V201H27V202H30ZM56 201V200H55ZM62 201H64V199L62 200ZM71 202H72V200H70ZM93 201H95V199H93ZM114 200H112V202H113ZM120 201V200H119ZM128 201V200H127ZM141 201V200H140ZM150 201V200H149ZM155 201H156V199H155ZM154 201V202H155ZM161 201V199L159 200V202ZM166 201V200H165ZM164 201V202H165ZM179 201V200H178ZM181 201V200H180ZM3 202L5 203V202H7V200L6 201H4L3 200ZM14 202V201H13ZM27 202H25L26 203V206H25V204L24 205H22V206H25V207H27ZM36 202V201H35ZM41 201H39V202H36L37 203V205H38V203L42 206H45L44 204H41V203H43L44 201H42L41 203H40ZM65 202V201H64ZM69 202V201H68ZM68 202H65V203H68ZM86 202H87V200H86ZM92 202V201H91ZM96 202V201H95ZM124 202V201H123ZM143 204H144V207H145V202L146 201H144L143 200ZM153 202V201H152ZM153 202V203H154ZM163 202V203H164ZM177 202V201H176ZM175 202V203H176ZM187 202V201H186ZM186 202H184V203H186ZM240 202V201H239ZM9 203H10V201H9ZM12 203V202H11ZM22 203H24V201H22ZM32 203V202H31ZM103 203V202H102ZM120 203V202H119ZM118 202H116V204L118 205L119 204ZM128 204H129V202H127ZM131 203V202H130ZM140 203H142V202H140ZM152 203V204H153ZM166 203V202H165ZM190 203V202H189ZM198 203V202H197ZM196 203V204H197ZM1 204H3V203H1ZM20 204H21V202H20ZM35 203H33V205H34ZM60 204V203H59ZM58 204V205H59ZM75 204V203H74ZM84 204V203H83ZM82 204V205H83ZM108 204V203H107ZM109 204H111V200H110V203ZM114 204V203H113ZM147 204H149V203H147ZM151 204V203H150ZM157 204V202L155 203V205ZM240 204H242V203H240ZM5 205V204H4ZM3 205V206H4ZM6 205H8L7 203H6ZM14 205V204H13ZM17 205H19V202H18V204ZM29 205H31L30 203H29ZM35 205L37 208H38V210L40 211V205ZM48 205V207L49 206H51V204L49 205V204H47ZM66 205V204H65ZM79 205V204H78ZM85 205V204H84ZM87 205V204H86ZM115 205V204H114ZM125 206H126V204H124ZM130 206H131V204H129ZM129 205L127 206V211H125V212H127L128 213V207H129ZM139 205H141V204H139ZM165 205V204H164ZM15 206H16V204H15ZM43 206H42V208H43ZM53 206V205H52ZM55 206H56V204L53 206V208H55ZM60 207H62L61 206V204L59 205ZM58 206V207H59ZM92 206H94V205H92ZM99 206V205H98ZM103 206L104 207H106L105 205H104V203H103ZM107 206H109V205H107ZM120 206V205H119ZM137 206V205H136ZM135 205H134V207H136ZM146 206H148V205H146ZM153 206V205H152ZM191 206V205H190ZM189 206V207H190ZM210 206V205H209ZM48 207H46V209L48 208ZM57 207V206H56ZM80 207V206H79ZM85 207V206H84ZM110 207V206H109ZM112 207H113V205H111V209H112ZM138 207H140V210H141V207H142V205L141 206H138ZM150 207V206H149ZM148 207V208H149ZM159 207V206H158ZM8 208V207H7ZM11 208H13L14 209V206L12 207V205H11V207H10V209ZM18 208V207H17ZM16 208V210H18ZM20 208V207H19ZM22 208H24V207H22ZM71 208H73V207H71ZM89 208H91V207H88L87 209H89ZM121 208V207H120ZM120 208H119V210H120ZM122 208H124V207H122ZM130 208V210H131V207H129ZM137 208V207H136ZM135 208V209H136ZM143 208V207H142ZM177 208H178V206H177ZM180 208H181V206H180ZM184 208H185V206H184ZM3 209H5V208H3ZM25 209V208H24ZM28 209V208H27ZM27 209H25V213H26V210ZM45 208H43L42 210H43V212L44 211H46V210H44ZM49 209V208H48ZM57 209V208H56ZM79 209V208H78ZM87 209H85V208H83V210H81V211H79V212H81L80 214H77L78 216L75 218V217H71V219H73L74 220V218L75 219H78L79 217L81 218V220H83L84 219V221H85V219L87 220H89V217L88 216H90V212L88 211L87 213H88V215H87V217L86 218H84V217H81L82 215V212H84V210H85V214L83 213V216L84 215H86L87 213H86V210ZM98 209V208H97ZM108 209V208H107ZM117 209V208H116ZM126 209H124V210H126ZM134 209V208H133ZM144 209V208H143ZM159 209V208H158ZM157 209V210H158ZM189 209V208H188ZM257 209V208H256ZM36 210V208L34 209V211ZM41 210V211H42ZM69 211H70V209H68ZM90 210V209H89ZM112 210H115V209H112ZM118 210V211H119ZM139 210V209H138ZM137 210V211H138ZM150 210V209H149ZM148 210V211H149ZM153 210V209H152ZM173 210H175L176 211V209H173ZM241 210V209H240ZM251 210V209H250ZM8 211H10V210H8ZM31 211L32 212V214H33V210L30 208V210H27V213H26V217L27 216H31V215H28V213ZM54 211V210H53ZM77 211V210H76ZM105 211H106V208H105ZM118 211H116V212H118ZM136 211V212H137ZM142 211H146V210H142ZM147 211V212H148ZM162 211V210H161ZM168 211V210H167ZM179 211V210H178ZM190 211V210H189ZM23 212H24V210H23ZM52 212V211H51ZM96 212H99V211H96ZM120 212V214H121V211H119ZM131 212H132V210H131ZM133 212H134V210H133ZM141 211H139V214H141L140 213ZM180 212H182V211H180ZM180 212H178V213H180ZM195 212V211H194ZM197 212V211H196ZM18 213H19V210H18ZM38 213H40V212H38ZM38 213H35V214H38ZM67 213V212H66ZM73 213V212H72ZM92 213H94V214H96V216L93 214V215H91V216H95V217H99L97 214L98 213H95V212H91V214ZM102 213V212H101ZM107 214L106 215H108L107 216V218L109 219V222H107V220H106V218H105V224H107V223H109V225H110V222H113V218H112V221H110V217H109V215L112 213H114L113 215H115V218H114V221H115V223H116V220H117V216L119 217V215H117L116 216V214H115V211H111V213L109 212V210H108V212H106ZM109 213V214H108ZM123 213V212H122ZM127 213H123L122 215H123V217H126V215H127ZM138 213V212H137ZM136 213V214H137ZM159 213H160V211H159ZM172 213H173V211H172ZM171 213V214H172ZM174 213H176V212H174ZM187 213V212H186ZM216 213V212H215ZM256 213V212H255ZM11 214V213H10ZM30 214V213H29ZM44 214V213H43ZM43 214H42V216H43ZM49 214V213H48ZM56 214V213H55ZM74 215H76L75 214V212L73 213ZM125 214V215H124ZM129 215H130V213H128ZM131 214H133V213H131ZM142 214H144V213H142ZM145 214H146V212H145ZM153 214V213H152ZM168 214V213H167ZM181 214V213H180ZM184 214V213H183ZM188 214H190V212L188 213ZM45 215V214H44ZM69 215H71V214H69ZM122 215H120V216H122ZM151 215V214H150ZM179 214H177V216H178ZM190 215H192V214H190ZM211 215V214H210ZM215 215V214H214ZM213 215V216H214ZM217 215H218V213H217ZM8 216V215H7ZM10 216V215H9ZM21 216V215H20ZM22 216H25V215H22ZM32 216H34V215H32ZM41 215L39 214V217H38V215L36 216L35 215V217H36V221L35 222H37V220L39 219V223H40V219L43 221V218L44 217H46L47 216V213H46V216H43V218L42 217H40ZM56 216V215H55ZM133 216H135V214L133 215ZM138 216V215H137ZM137 216H136V218H137ZM143 216V215H142ZM157 216V215H156ZM173 216H174V214H173ZM179 216H182V215H179ZM178 216V217H179ZM187 216V215H186ZM5 218L6 216L4 215V216H2L1 217V215H0V219L1 218ZM105 217V216H104ZM104 217H102L103 219H100V217H99V219H100V222L103 220L104 221ZM155 217V216H154ZM158 217V216H157ZM163 217V216H162ZM172 217V216H171ZM175 217H176V215H175ZM185 217V216H184ZM221 217V216H220ZM8 218V217H7ZM31 218L32 217H30V219L29 220H31ZM80 218L78 219V221L80 220ZM83 218V219H82ZM92 218L93 217H90V219L92 220ZM131 218H132V216H131ZM135 218V217H134ZM165 218V217H164ZM181 218V217H180ZM192 218H194V217H192ZM217 218V217H216ZM246 218V217H245ZM249 218V217H248ZM26 219V218H25ZM33 219H34V217H33ZM32 219V220H33ZM120 219V220H119ZM123 218H118V220L121 222V224L119 223V226H121V229H123L122 228V222H124L123 220H122ZM126 219H128V217L126 218ZM125 219V220H126ZM182 219V218H181ZM187 219H188V217H187ZM221 219V218H220ZM3 220H5V222H8V223H6L7 225L10 223H12V222H10L9 220L7 221L6 219H3ZM44 220H47V219H44ZM60 220H62V219H60ZM67 220V219H66ZM65 220V221H66ZM80 220V222H83V221H81ZM88 220L87 221H85V222H87L88 223ZM94 220H98V218L97 219H94L93 218V220L92 221H94ZM122 220V221H121ZM131 220V219H130ZM138 220H139V218H138ZM141 220V219H140ZM145 220V219H144ZM160 220V219H159ZM185 220V219H184ZM196 220V219H195ZM213 220V219H212ZM249 220V219H248ZM1 221V220H0ZM14 221V220H13ZM34 221V220H33ZM48 222L47 223H49V220H47ZM59 221V220H58ZM90 221V220H89ZM92 221H90L91 222V226L90 227H92ZM157 221H158V219H157ZM190 221V220H189ZM198 221V220H197ZM218 221V220H217ZM16 222V221H15ZM30 222V221H29ZM37 222V223H38ZM84 222V223H85ZM97 222V224H98V221H95V223ZM129 222V221H128ZM132 222H133V220H132ZM132 222L130 223H127V221H126V223L128 224V226H129V224H132ZM138 222V221H137ZM149 222H150V220H149ZM153 222H156V221H153ZM167 222V221H166ZM179 222V221H178ZM180 222H181V220H180ZM225 222H226V220H225ZM229 222H230V220H229ZM0 223H2V222H0ZM24 223V222H23ZM28 223V222H27ZM31 224L33 223V222H30ZM39 223L37 224V225H39ZM64 223H66V222H64ZM64 223H62V224H64ZM79 223V222H78ZM86 223V224H87ZM118 223V222H117ZM135 223V222H134ZM190 223V222H189ZM202 223V222H201ZM228 223V222H227ZM259 223V222H258ZM6 224L4 223L3 225H5L6 226ZM34 224V223H33ZM36 224V223H35ZM34 224V225H35ZM42 224V226L44 225V222H42L41 223ZM45 224H46V222H45ZM54 224V223H53ZM59 224H61V222L59 223ZM143 224V223H142ZM2 225V226H3ZM19 225V224H18ZM48 225V224H47ZM65 225V224H64ZM64 225H63V227H64ZM69 225V224H68ZM74 225V224H73ZM87 225V226H88ZM94 225V224H93ZM96 225V224H95ZM108 225V224H107ZM106 225V226H107ZM124 225H125V222H124ZM138 225V224H137ZM136 225V226H137ZM157 225V224H156ZM172 225H174V224H172ZM260 225V224H259ZM11 226H12V224H11ZM54 226V225H53ZM57 226H59V225H57ZM62 226V225H61ZM70 226H72V224H70ZM69 226V227H70ZM77 226H79L78 224L76 225V227ZM81 227H82V224L80 225ZM86 226V225H85ZM88 226V227H89ZM113 227L115 226V224L114 225H112ZM118 226V225H117ZM128 226H127V229H128ZM140 226V225H139ZM186 226H188V225H186ZM194 226H196V224L194 225ZM7 227V226H6ZM28 227V226H27ZM33 227V226H32ZM56 227V226H55ZM60 227V226H59ZM68 227V228H69ZM73 227H75V226H73ZM89 227V228H90ZM161 227V226H160ZM184 227V226H183ZM192 227V226H191ZM36 228H38V227H36ZM34 229V231H31V230H26V232L23 234V232H22V237L23 238H25L26 237V235H27V237H26V242L24 241V242H22V239L23 238H21L20 240H21V243H23L24 244V247H25V243H29V239H27L28 238V235H33V234H31V233H29V232H32V233H34L35 232V230H36V234H34V235H36V237H38V235H39V233L37 234V232H38V230L37 229ZM42 229H43V227H41ZM40 227H39V229H41ZM44 228H46V226L44 227ZM72 228V227H71ZM80 228V227H79ZM108 228V227H107ZM124 228H126V226H124ZM133 228V227H132ZM137 227H135V229H136ZM140 228V227H139ZM145 228V227H144ZM166 228V227H165ZM168 228H170V227H168ZM180 228V227H179ZM24 229H26V228H24ZM33 229V228H32ZM82 229H83V227H82ZM88 229V228H87ZM104 229V228H103ZM130 229V228H129ZM146 229V228H145ZM148 229V228H147ZM183 229V228H182ZM188 229V228H187ZM193 229H194V227H193ZM198 229V228H197ZM201 229V228H200ZM259 229H261V228H258V230ZM264 229V228H263ZM7 230V229H6ZM6 230H5V232H6ZM11 230H12V228H11ZM45 230V229H44ZM43 230V231H44ZM55 230V229H54ZM58 230H59V233L61 234V232H63L64 230L66 231L64 234H66V235H70V233L69 234H67L68 232H67V230H66V227H65V229H57V233H54L55 235H57V234H59L58 233ZM60 230H61V232H60ZM63 230V231H62ZM84 230V229H83ZM82 230V231H83ZM90 230V229H89ZM118 230H120V229H118ZM124 230V229H123ZM132 230V229H131ZM164 230V229H163ZM181 230V229H180ZM196 230V229H195ZM231 230V229H230ZM14 232H15V230H13ZM20 231V230H19ZM19 231H17L18 233H19ZM50 231V230H49ZM85 231V230H84ZM83 231V232H84ZM88 231V230H87ZM87 231H85V232H87ZM109 231V230H108ZM121 231V230H120ZM133 231V230H132ZM169 231H171V230H169ZM191 231V230H190ZM47 232V231H46ZM45 232V233H46ZM53 232V229L50 231V233L51 234H53L52 233ZM71 232H75L74 234H71V236H75V235H77V232H79V229H78V231H71ZM84 232V233H85ZM103 232H104V230H103ZM113 232H114V230H113ZM124 232V231H123ZM135 232V231H134ZM148 232H151V231H148ZM182 232V231H181ZM180 232V233H181ZM196 232V231H195ZM263 232H264V230H263ZM4 233V232H3ZM16 233V232H15ZM41 233V232H40ZM120 233H122V232H120ZM132 233V232H131ZM138 233V232H137ZM144 233V232H143ZM156 233V232H155ZM175 233V232H174ZM177 233V232H176ZM11 234H12V232H11ZM14 234V233H13ZM59 234V235H60ZM63 234V233H62ZM61 234V235H62ZM79 234V233H78ZM81 234V233H80ZM79 234V235H80ZM83 234V233H82ZM92 234V233H91ZM95 234V233H94ZM105 234V233H104ZM107 234V233H106ZM123 234V233H122ZM125 234V233H124ZM130 234V233H129ZM136 234V233H135ZM147 234V233H146ZM185 234V233H184ZM0 235H4V237L5 236H7L6 235V233H4V234H2V233H0ZM58 235V236H59ZM90 235V234H89ZM108 235V234H107ZM106 235V236H107ZM121 235V234H120ZM138 235V234H137ZM166 235V234H165ZM187 235V234H186ZM227 235V234H226ZM241 235V234H240ZM264 235V234H263ZM63 236V235H62ZM73 236V237H74ZM83 236H86V235H83ZM87 236H88V234H87ZM86 236V237H87ZM94 236V235H93ZM126 236V235H125ZM124 236V237H125ZM127 236H129V235H127ZM135 236V235H134ZM182 236H183V234H182ZM11 237V236H10ZM12 237H13V235H12ZM17 237V236H16ZM19 237H20V235H19ZM36 237H34V238H36ZM53 237H55V236H53ZM52 237V238H53ZM66 237V236H65ZM77 238H79V237H82V236H76ZM86 237H85V239H86ZM89 237V236H88ZM130 237V236H129ZM133 237V236H132ZM181 237V236H180ZM186 237H188V236H186ZM2 238V236H0V240H2L1 239ZM29 238H30V236H29ZM31 238H33V237H31ZM40 238V237H39ZM37 239V240H39V242L41 243V242H43V238L41 237V239ZM51 238V237H50ZM69 238V237H68ZM67 238V239H68ZM76 238V239H77ZM90 238H92V236H90ZM90 238H88V239H90ZM96 238V237H95ZM95 238H93L94 239V241H96L95 240ZM164 238V237H163ZM178 238V237H177ZM261 238V237H260ZM263 238V237H262ZM4 239H7L6 237L5 238H3V240ZM17 239V238H16ZM36 239H35V242L37 243L38 241H36ZM56 239H57V236H56ZM59 239H60V236H59ZM62 239V238H61ZM74 239H75V237H74ZM76 239H75V241H76ZM81 239H83V238H81ZM80 239V240H81ZM88 239H86V240H88ZM121 239V238H120ZM130 239V238H129ZM171 239V238H170ZM243 239V238H242ZM11 240V239H10ZM33 240V239H32ZM42 240V241H41ZM53 242H54V239H51ZM49 241V243L51 244V242L52 241ZM63 240V239H62ZM73 240V239H72ZM78 240V239H77ZM107 240H108V238H107ZM126 240H128V239H126ZM155 240V239H154ZM208 240V239H207ZM225 240V239H224ZM228 240V239H227ZM261 240V239H260ZM5 241V240H4ZM7 241V240H6ZM46 241V240H45ZM58 241V240H57ZM59 241H61V240H59ZM67 241V240H66ZM100 241H101V239H100ZM131 241V240H130ZM137 241V240H136ZM206 241V240H205ZM213 241V240H212ZM2 242V241H1ZM35 242H33V244L32 243H30V245H33V246H35ZM38 242V243H39ZM56 242V241H55ZM72 242V241H71ZM71 242H68V243H71ZM82 242V241H81ZM110 242V241H109ZM118 242V241H117ZM132 242V241H131ZM138 242V241H137ZM164 242V241H163ZM208 242V241H207ZM2 243H6V242H2ZM15 243H16V241H15ZM19 243V242H18ZM20 243V244H21ZM38 244V245H41V248H42V243L41 244ZM48 243V247H49V244ZM57 243V242H56ZM63 243H64V240H63ZM72 243H74V242H72ZM78 243V242H77ZM84 243H85V240H84ZM96 243H98V242H96ZM95 243V244H96ZM107 243V242H106ZM110 243H112V242H110ZM140 243V242H139ZM242 243H243V241H242ZM253 243V242H252ZM4 244L2 245V244H0V245H2L3 247H4ZM8 244V243H7ZM14 244V243H13ZM12 244V245H13ZM22 244V245H23ZM44 245H45V243H43ZM47 244V243H46ZM66 244V243H65ZM81 244H83V243H81ZM93 244V243H92ZM100 244V243H99ZM114 244V243H113ZM126 244V243H125ZM129 244V243H128ZM131 244V243H130ZM155 244V243H154ZM209 244V243H208ZM211 244H212V242H211ZM227 244V243H226ZM21 245V246H22ZM37 245V244H36ZM36 246L35 248H39L40 246ZM53 245H54V243H53ZM52 245V246H53ZM56 245V244H55ZM54 245V246H55ZM64 244H62V245H57V248H58V246H63ZM67 245V244H66ZM75 245V244H74ZM89 245V244H88ZM102 245V244H101ZM110 245V244H109ZM115 245V244H114ZM123 245V244H122ZM132 245V244H131ZM143 245V244H142ZM168 245V244H167ZM178 245V244H177ZM216 244H214V246H215ZM11 246V245H10ZM46 246V245H45ZM51 246V247H52ZM70 246H73V244H69L68 245V247H70ZM78 246H80V245H78ZM77 246V247H78ZM86 246V245H85ZM99 246V245H98ZM127 246V245H126ZM240 246V245H239ZM249 246V245H248ZM3 247H2V249H3ZM7 247V246H6ZM15 247V246H14ZM47 247V246H46ZM105 247V246H104ZM106 247H107V245H106ZM111 247V246H110ZM133 247V246H132ZM174 247V246H173ZM178 247V246H177ZM199 247V246H198ZM211 247V246H210ZM209 247V248H210ZM5 248V247H4ZM20 248V247H19ZM29 248V247H28ZM33 248V247H32ZM41 248H39V249H41ZM44 248V247H43ZM42 248V249H43ZM54 248V247H53ZM75 248V247H74ZM94 248V247H93ZM116 247H114V249H115ZM123 248V247H122ZM42 249H41V251H42ZM52 249V248H51ZM56 249V248H55ZM54 249V250H55ZM60 249V248H59ZM58 249V250H59ZM63 249H64V247H63ZM79 249V248H78ZM81 249H82V247H81ZM92 249V248H91ZM94 249H96V248H94ZM98 249H99V247H98ZM104 249V248H103ZM109 249V248H108ZM120 249V248H119ZM139 249V248H138ZM140 249H142V248H140ZM145 249V248H144ZM152 249H153V247H152ZM157 249V248H156ZM159 249V248H158ZM165 249V248H164ZM218 249V248H217ZM228 249V248H227ZM5 250H6V248H5ZM8 250V249H7ZM26 250H27V248H26ZM34 250V249H33ZM32 250V251H33ZM57 250V251H58ZM67 250V249H66ZM66 250L64 249L63 251H65L66 252ZM71 249H69L68 251H70ZM84 250V249H83ZM86 250V249H85ZM100 250H101V248H100ZM110 250V249H109ZM118 250V249H117ZM121 250V249H120ZM128 250V249H127ZM137 250V249H136ZM155 250V249H154ZM174 250V249H173ZM231 250V249H230ZM237 250H238V248H237ZM258 250V249H257ZM260 250V249H259ZM4 251V250H3ZM13 251V250H12ZM28 251H30V249L29 250H27V253H28ZM39 251V250H38ZM72 251H74V250H72ZM90 251V250H89ZM92 251V250H91ZM90 251V252H91ZM96 251V250H95ZM95 251H94V253H95ZM99 251V250H98ZM98 251H96V252H98ZM119 251V250H118ZM133 251V250H132ZM193 251V250H192ZM198 251V250H197ZM204 251V250H203ZM212 251H214V250H212ZM217 251V250H216ZM233 251V250H232ZM239 251V250H238ZM253 251V250H252ZM56 252V251H55ZM61 252L62 251H60V255L62 256V254H61ZM102 252V251H101ZM110 252V251H109ZM113 252V251H112ZM111 252V253H112ZM120 252V251H119ZM123 252H124V250H123ZM156 252V251H155ZM191 252V251H190ZM201 252V251H200ZM226 252H227V250H226ZM241 252V251H240ZM14 253V252H13ZM20 253V252H19ZM21 253H23V251L21 252ZM26 253V252H25ZM30 253H31V251H30ZM49 253V252H48ZM53 253V252H52ZM63 253V252H62ZM67 253V252H66ZM68 253H70V252H68ZM71 253H73V252H71ZM107 253V252H106ZM140 253H142V252H140ZM148 253V252H147ZM248 253V252H247ZM89 254V253H88ZM115 254H116V252H115ZM209 254V253H208ZM241 254H244V253H241ZM71 255H73V254H71ZM77 255V254H76ZM81 255H82V253H81ZM80 255V256H81ZM98 255L100 256V254L98 253ZM106 255V254H105ZM112 255V254H111ZM111 255H110V257H111ZM130 255V254H129ZM139 255V254H138ZM149 255V254H148ZM174 255H176V254H174ZM197 255H198V253H197ZM201 255V254H200ZM61 256H60V258H61ZM68 256V255H67ZM82 256H86V255H82ZM92 256V253H91V255H90V257ZM96 256V255H95ZM102 256V255H101ZM100 256V257H101ZM123 256V255H122ZM140 256V255H139ZM159 256V255H158ZM161 256V255H160ZM222 256V255H221ZM245 256H246V254H245ZM249 256V255H248ZM256 256H258V255H256ZM47 257V256H46ZM71 257V256H70ZM73 257V256H72ZM74 257H75V255H74ZM78 257V256H77ZM89 256H88V258H87V260L88 259H91ZM97 257V260L96 261H100V260H98V256H96ZM105 257V256H104ZM103 257V258H104ZM109 257V258H110ZM114 257V256H113ZM155 257V256H154ZM183 257H185V255L183 256ZM198 258H200L199 256H197ZM214 257V256H213ZM251 257V256H250ZM261 257V256H260ZM47 258H49V257H47ZM57 258V257H56ZM140 258V257H139ZM144 258V257H143ZM172 258V257H171ZM221 258V257H220ZM263 258V257H262ZM62 259H64V258H62ZM68 259V258H67ZM74 259L75 258H73V262H76V260H77V258H76V260L74 261ZM105 259V258H104ZM111 259V258H110ZM130 259V258H129ZM149 259V258H148ZM223 259V258H222ZM221 259V260H222ZM229 259V258H228ZM236 259V258H235ZM237 259H239V258H237ZM244 259V258H243ZM251 259H253V258H251ZM50 260V259H49ZM53 260V259H52ZM56 260V259H55ZM66 260V259H65ZM64 260V261H65ZM69 260V259H68ZM71 260V259H70ZM79 260V259H78ZM83 260H84V258H83ZM82 260V261H83ZM87 260H85V261H87ZM92 260V259H91ZM90 260V261H91ZM101 260H103V259H101ZM117 260V259H116ZM121 260V259H120ZM133 260V259H132ZM184 260V259H183ZM188 260V259H187ZM192 260H193V258H192ZM253 260H255V259H253ZM43 261H45V260H43ZM57 261H58V259H57ZM56 261V262H57ZM62 261V260H61ZM60 261V263H62ZM106 261V260H105ZM122 261V260H121ZM146 261V260H145ZM148 261V260H147ZM150 261H151V259H150ZM197 261V260H196ZM238 261V260H237ZM48 262V261H47ZM52 262V264H54L53 263V261H51ZM55 262V261H54ZM93 262H95V261H93ZM111 262V261H110ZM109 262V263H110ZM117 262H118V260H117ZM117 262H116V264H117ZM128 262V261H127ZM129 262H132V261H129ZM139 262V261H138ZM157 262H159V261H157ZM167 262V261H166ZM212 262H213V260H212ZM222 262V261H221ZM231 262V261H230ZM58 263V262H57ZM78 263V262H77ZM88 263V262H87ZM90 263V262H89ZM109 263H107V264H109ZM123 263V262H122ZM133 263V262H132ZM141 263V262H140ZM202 264H203V262H201ZM217 263V262H216ZM215 263V264H216ZM223 263V262H222ZM228 263V262H227ZM232 263V262H231ZM230 263V264H231ZM236 263V262H235ZM41 264H43V263H41ZM45 264V263H44ZM66 264H69V263H67L66 262ZM80 264V263H79ZM81 264H82V262H81ZM92 264V263H91ZM112 264H113V262H112ZM133 264H135V263H133ZM137 264V263H136ZM146 264V263H145ZM152 264V263H151ZM191 264H192V262H191ZM205 264V263H204ZM225 264V263H224ZM229 264V263H228ZM239 264V263H238Z\"/></svg>","mask_w":264,"mask_h":264}]
</instances>
